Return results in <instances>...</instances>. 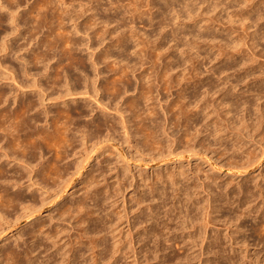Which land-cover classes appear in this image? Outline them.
Wrapping results in <instances>:
<instances>
[{"label":"rangeland","instance_id":"obj_1","mask_svg":"<svg viewBox=\"0 0 264 264\" xmlns=\"http://www.w3.org/2000/svg\"><path fill=\"white\" fill-rule=\"evenodd\" d=\"M0 1L3 4L4 3L8 4L7 3L8 0H0ZM15 1L16 0H14V2ZM18 1H19V3H22L23 5L26 4L25 7L22 5L20 7V9L18 10V13L21 15V17L24 18V15H25V18L27 17L26 18L27 20L30 18L28 20V22L30 20H32L31 22H29V26L32 27V24L36 22V25L40 28L39 31L40 30L41 31L39 33L41 35L39 34L38 38L40 36L44 37L45 35L47 37V35L51 32L52 33V34L50 33L51 36L48 35L49 38L46 39V40L51 41V40H53L52 37L58 31H59L58 32L59 34L63 33V34H61L62 36H64V37L66 36L65 38L62 37V38H64V40L67 41L66 44L68 45V47H67V45L64 43L66 45L64 48H66V49L69 48V50H71L73 52H70L69 50L65 49L66 52L64 53L63 57L61 58V59H63V61H61L62 64L60 63V65L62 66V68H64V67L67 68L69 75L73 78V81L71 78L72 84L74 83V84H76L75 86H79L83 82L82 78H80V76H79L80 75L79 74L80 72H78L79 69H80L79 71L83 70L82 71L83 73L84 72L86 74L88 73V75L92 76V77H93V75H95V73H94L95 68H93L94 65L96 66L97 69H99V71L96 69L98 71V73L101 74L100 76L98 75L99 78L97 77L98 79H97V83H96V86L98 88L100 87L99 92H98V96L92 95L90 99H89L90 96L88 97V95L86 97L85 96L75 97L76 101L74 102V105L75 104L76 105L77 104L82 105L83 102L80 101V99H82V98H86L88 100L87 101L88 107L83 108L81 113L84 112V110L87 113H88V111L91 112V110H93L90 114H91V117H94L97 113L96 112L97 107H96L95 101H94V99H96V98L97 99H103L109 103L112 101V103H113L114 100L116 101V99H117V101H118L122 97V101L125 103L126 109L129 108L128 109L129 112H131V110L133 112H135V114H133V113L131 114V116H133L134 119L132 117H130L131 121L134 122V124H133V122H132V124L134 126H136L135 128L138 127L137 129L134 128V130L136 132L138 130V134L141 133L139 135L144 136V137L140 136V137H142L141 139H143V138L147 139L148 138V140H147L148 142H150L152 140L155 141V139L158 138L159 133H157V135H158L157 136L156 132H160L159 131L160 125H162V124H159L158 121L161 123L163 120L162 123H164V119H165L167 121V123H165V125L167 127L171 128L173 130H176L178 128L177 131L179 130V132H180V133L178 132L179 136L181 135L182 130H183L182 132H186V133L190 132L189 134L188 133L187 134L188 135L191 134V136L194 134V132L197 131V134H199L200 131L198 133V130H202L200 135L201 134H203V135L202 136L198 135V137L200 136V138H198L196 135L195 136L200 140L202 137H208L211 142H213V143L215 142L214 144L211 143L213 146L215 144H216L215 146H220L221 149L219 151L218 147H215V146H214L215 147L214 150H213V148L210 149L212 147V145H211L209 147V149H210L209 152H211V150H212L213 153L215 152L214 154L218 155V153H219L218 157L223 159L225 156H223V157L220 156V154L224 155V152H222L221 150H223L222 149V148H224L223 146H227L228 148L230 147L228 142H226L229 140H226L227 138L225 139L224 137H222V138L225 141L222 140L221 138L219 140H217L218 137L214 136V126L212 128L213 124H210L208 120L205 121V119H202L201 116L203 117V116L207 115L208 113L211 114V112L213 111L212 110L213 107H214L213 109H215V111H216V108L218 111L219 108L222 107V110H221V108L219 110L220 111L219 114L224 110L227 111L228 106L226 105V103L223 102V105H222V100L224 98H225V100L227 99L228 101H231L232 96L234 98L236 97L237 99L235 98L234 102H235V100H238V99L240 100V101L238 100V102H244L247 100L246 97H249V100H247L249 102H252V100L257 101L258 97H260L261 101L258 100L257 102L261 103V102H263L262 100H264V88H263V86H264V0H166V2L168 1V3H170V4H168V7H169L168 9L166 6L165 7L163 6L164 5L163 0H161V1L160 0H149L150 2L147 0V2H149V3H146L145 0L144 1L143 0H137V2H136V0H135V2L133 0H131V1L129 0L131 3V6L134 3L133 5H135V7H133V6L127 7L128 4L130 5V3H127L129 1H126V0H122V1L121 0H119V1H117V0H90V1L89 0H81V1L80 0H61V1L60 0H43V1L42 0H39V1L38 0H25L26 2L24 0H21L23 2H21L20 0H18ZM84 1L87 3H85ZM111 1H112V4H111ZM132 1H133V3H132ZM1 2H0V4H1ZM10 2L13 3L12 0H9V3ZM122 2H124V3H122ZM49 3L51 6L49 5ZM80 3L82 5H83V3L86 4V5L85 4L83 5L84 11L82 10L83 6ZM125 3H126V5H125ZM155 3H157V4L155 5ZM158 3H159V5H158ZM27 4H29V5H27ZM91 4H92L93 8L91 7ZM110 4H111V6H110ZM30 5H35L34 7H36V9H37V6H38V8H41V9L43 7H45V8L42 9L41 11H40V9L36 10L37 13L34 12L35 11V9H34L32 12L28 13L29 14V16H28V14H26V13L28 12ZM80 5L82 7H80ZM87 5L89 7H87ZM138 5H140V6H138ZM171 5H172V7H171ZM185 5H187L188 8ZM115 6H117V8H118V12L116 11ZM158 6H159V8H158ZM173 6H174V8H173ZM152 7H154V8H152ZM121 8H123L124 10H122ZM136 8L140 9V10L137 9L139 11L138 13L136 11ZM51 9H52V11H51ZM187 9H189V10H187ZM128 10L132 13H130V12H129L130 14L126 13ZM171 10H173V11H171ZM38 11H39V13H38ZM43 11L46 12V15ZM82 11H83V14H82ZM114 11H116V12L113 13ZM124 11H125V13H124ZM174 11H176V12H174ZM61 12L63 13V15L61 14ZM122 12L125 15H123ZM112 13H113V15L114 14L116 15V13H117L118 16L120 17V20H119V17L117 15L113 16ZM119 13L122 15H119ZM135 13L137 15H135ZM140 14L141 15L144 14V15L141 16ZM7 15H8V12L5 8H4V10H0V16L3 20H5ZM20 15H19V18H21ZM38 15L40 16V20L38 19L39 18ZM75 15H77L78 18ZM68 16L75 17L76 19H78V21L76 20L77 23L78 22H79V24L81 23L80 25H78V28H79L78 33L79 34L77 33V34H74V36H73V33H75V32L72 30V23H69L70 21L68 19ZM111 16L114 17L115 19H113ZM136 16H138V17H136ZM33 17H35L34 18L35 22H34ZM41 17H43V18H41ZM90 17H92V18H90ZM23 18L21 20H23ZM88 18H89V20H88ZM111 18L114 20V22H113V20H111ZM43 19H45V21ZM103 19H104V21H103ZM108 20H110V21L108 22ZM116 20H119V21L116 22ZM47 21L50 23H48ZM61 21H62V23H61L62 25L60 24ZM67 21H69V22H67ZM37 22H39L40 25ZM6 25H7L6 22H4V24L2 23V25H0V38H1L0 39V88L1 89H11V91H12V92L10 91L11 94H13V92H14V94L10 95L12 97L10 98L11 100H9V103H7L8 105L4 104V105L0 106V110L4 109V112L0 111V114L6 113V111H8L9 109H14L20 102V98L15 97L16 94L19 93V90H17L16 85H14L9 79H7L9 77L8 72L5 70V65L3 64L6 60H8V58H10V54H8V51L6 52L7 54L5 53V50H4L5 47L3 44L4 39H2L3 37L6 36L3 34V32H4L3 30L4 29L7 30ZM33 25L35 26V24H33ZM46 25L47 26L51 25V26L47 27ZM86 25H87V27H86ZM106 25L108 28H106ZM4 26H6V27H4ZM55 26H56V28H54ZM57 26L58 27L61 26V27L58 28ZM23 28H25V27L21 28V33L26 35V32L24 31L25 29H23ZM46 28L48 31L46 30ZM174 28L176 30H174ZM69 29H70V31H69ZM65 30L70 32V33L66 32ZM87 30H88V32H87ZM172 31H174V33ZM200 32L204 36L201 35ZM85 33H86V36H85ZM16 35H18V34L10 35V37L7 36L6 39L9 40V39L15 38ZM210 35H212V36H210ZM103 37L106 38V41H105L106 43H103ZM214 37L216 38V41H215V39L212 40V38H214ZM204 38H206V39H204ZM86 39H88V40H86ZM126 39L128 40V43H127ZM203 39L206 41H204ZM220 39H221V41L219 42ZM7 40H5V41H7ZM122 41H123V43L125 42V44H127V45L123 44L126 47H123L120 44ZM210 41H212V42H210ZM225 42L226 43L229 42L231 44V46H233V48L227 46ZM9 43L10 42H8V44ZM32 43L35 44V42H32ZM108 43H110L109 44L110 45L109 46L110 53L103 51L105 49V46ZM72 45H73L74 49L72 48ZM34 46H36V45H34ZM74 46H76V48ZM78 46H80V47H78ZM31 47L32 46H30L29 48H31ZM55 47H56V45H55ZM57 47L60 48L62 46H60V44L59 45L57 44ZM41 49H43V48L41 47ZM41 49H39V52ZM134 50H135V52H134ZM1 51H2V53H1ZM219 51L223 54L219 53ZM137 52H138V54H137ZM106 54H109V55L107 56ZM67 56L69 57V59ZM105 56H106V58L107 57H109V58L106 59ZM28 58H29V56H28ZM30 59H32V58H30ZM32 61L34 62V60H32ZM32 61L30 60V62H32ZM93 63H95V64H93ZM32 64L34 66L37 65V67L34 68V66ZM50 64L54 66L55 61H52ZM242 65H244V66H242ZM31 66H33V68L30 67L32 71H36L39 68L38 63L35 64V62L31 63ZM60 67L59 66L56 67V65L54 66V68H60ZM75 67L77 68V71H76ZM250 67H253V68H250ZM60 69H58V70H60ZM29 76H27L28 80L26 83L27 85L29 84L28 86H30L31 84L33 85V83H34V82H32V81H34L33 77L32 76L29 77ZM134 77L135 78L137 77L139 79L138 84H136ZM257 80H260V82ZM41 82H42V84H45L46 81L43 80ZM41 82H39L38 84H41ZM260 83L263 84L262 87L260 86L261 85ZM244 84L245 85L247 84V85L244 86ZM234 85H236V86L234 87V89H232L230 91L229 89L231 87H233ZM46 86L47 87L49 86L48 83ZM123 86L126 88H123ZM249 86L251 89L248 88ZM251 86H253V87H251ZM254 86H256V88L258 86L259 89L258 88L255 89ZM31 88H33V89H31ZM31 88L25 87L24 90L20 89V92L23 91L24 95L28 94L27 96L30 95L33 97L35 96L34 94H36L38 92V94H36L38 96V97L36 96V100H37L36 106H37V111H38L37 113H40V112L43 113L49 109V111H51V114H53V113L54 114H60V113H62V111L60 110L62 107L60 102L70 100V97H64L63 99H61V97L58 96V94H57L59 92L57 89H52V90L50 89L49 90L50 92L45 91V93H46L45 94L43 91H42L43 93L42 92L40 93L41 90L37 89L36 86H35V88L34 87H31ZM209 88L211 91L209 90ZM260 88H261V90H260ZM41 89H43V88H41ZM124 89L125 90L128 89V91L125 94L122 93ZM35 90H38V91L36 93H34ZM139 90H141V91H139ZM216 90L218 91V93H216L217 92ZM221 90H222V92H221ZM227 90H229L228 93H227ZM207 91H209L208 94H206ZM235 91H238V92H235ZM244 91H247V93ZM138 92H140V94ZM212 92H214V93H212ZM248 92H250V93H248ZM252 92H255L259 96H257L255 93H252ZM31 93H33V94H31ZM118 93H119V95H118ZM120 93L122 94L121 97H120ZM209 93H210V95H209ZM47 94H48V96H47ZM260 94H262V95H260ZM220 95H221V97H220ZM252 95H254V96H252ZM202 96L204 97L205 101L208 100L209 102L208 101H207L208 103L203 102L204 101L203 98H202L203 101L201 102L199 99H201ZM242 96H244V98ZM216 97H218V98H216ZM212 99H214L215 101L214 100L212 101ZM197 101H198V103L196 104ZM210 101L212 103L211 105L209 104ZM216 101H217V103H215ZM39 103H40V105H39ZM218 103L219 104L221 103V104L219 105ZM9 104H10V106H9ZM127 104H130V105H127ZM134 104H136V105H134ZM195 104L197 105V107L195 106ZM199 104L203 105V107L200 106ZM252 104H253V102H252ZM131 105L132 106L134 105L133 106L134 109L131 107ZM193 105L195 107H193ZM216 105H218V106H216ZM237 105H238V103L235 104L234 106H232L233 108L229 107V110H230L229 117L233 116V113L234 114L237 113L234 116L239 118L238 116H240L242 114L241 112L243 110V112L246 114H242V115H246L247 118H250V117L253 118V116L251 115V114H253L252 112H254L253 106H249V104H246L243 108L242 106H240L241 104H239L238 106ZM188 106H190V107H188ZM206 106L207 107L209 106V110L210 109L211 110L209 111ZM226 106H227V108H226ZM239 106H240V108H239ZM246 106L247 107L249 106V107L247 108ZM55 107H56V109H55ZM205 107L207 108L208 113L206 112ZM203 108H205V109H203ZM241 108H242V110H239ZM245 108H247L248 110L250 108L251 112L249 111V113H247L248 110L245 111ZM112 109H110L111 110L110 113L107 111L108 114H110V115L115 114L114 110H112ZM195 109H196V111H195ZM163 110L166 112H164ZM203 110L207 114L205 112L203 113ZM197 111H198V115H196ZM199 111H200V113H199ZM201 111L205 115H201L202 114ZM225 111L222 112L221 114H225L226 113ZM57 112H60V113H57ZM163 112L165 113L164 115H163ZM190 112H192V113H190ZM72 113H73V116L77 115V117H72L69 114L71 119L72 120L75 118L78 119V116H79L78 114H80V113L77 114V111L76 112L72 111L71 115H72ZM182 113L184 114V116L182 115ZM180 114L182 115L181 118H179ZM190 114L191 115L193 114V115L191 116ZM134 115H135V117H134ZM165 115H167V116L165 117ZM185 115L186 116L188 115L187 118H190L189 116H191V119L195 116L194 120H192L186 124V122H184V120H183L186 117ZM41 116H42V118H40ZM41 116L39 117L40 120H42L43 122L46 120L47 123L49 122V117L46 118L44 116V113H43V115L41 114ZM43 116L46 119H44ZM64 116H65V114H64ZM88 116L85 119H84V117L80 118L81 117L80 116L77 121H79V122L82 121L81 123L83 124L84 121H89L90 116L89 117ZM145 116L147 117V119ZM197 116L200 117L203 121L200 118H198ZM221 116H223V115H221ZM96 118H98L97 115L94 117V119H96ZM141 118H144V120L142 119L144 122L143 121L141 122ZM195 118H198L197 120L200 119L201 122H199L200 120L195 121ZM145 119L147 120L146 122H145ZM169 119L171 122L168 121ZM149 120H150V122L152 120V122L150 123ZM154 120L157 123L154 122ZM182 121H183V123H181ZM39 122H40V123H38L39 127L44 126L45 122L44 123L43 122L41 123V121H39ZM69 122H70V127H71V125L73 127L74 122L71 120ZM135 122L137 124L138 123L144 124L142 126L143 129L141 128L140 124H138L140 126V128H139V126L136 125ZM169 122H170V124H168ZM192 122L194 123V127L197 124L195 122H198V124L196 126L197 128L193 127ZM145 123H147V124H145ZM155 123H156V126H155ZM180 123L182 124V127H181ZM184 123L186 124L187 128L184 127L185 126ZM148 124H149V126H148ZM189 124H192V125H189ZM110 125H115V124H113L111 122ZM199 125H202V126H199ZM146 126H147V130H146ZM203 126L206 129L202 128ZM149 127H151V128H149ZM153 127H155V128L158 127L159 129L157 128L158 130L156 129V131H155V129ZM188 128L190 131L188 130ZM192 128H194V129H192ZM139 129L144 131V132L146 131V134H147V132H149V133H152V135H153V133L155 132L153 136L151 135V137L153 139L150 140L151 139V137L149 136L150 134L149 135L147 134L145 136V134H142L144 132H141ZM184 129H187V130H184ZM191 130H193V131L191 132ZM206 130L208 133H206ZM203 131H204V133H203ZM209 132H210V134H209ZM204 134H206L208 136H206ZM64 135H63V138H64ZM71 136H72V138L70 136L68 137V139H72V142H71V140H69V143H68V146H70V147L68 148V146H67V151L69 149V151H68L69 154H67L68 153L67 152V153H65V156L63 155L64 157H62V156H59L58 158L54 157V154H56L57 151H60V147H62V145L60 147H58L57 149H59V150H57L56 153L52 152L53 149L56 148L53 143L57 141V137L55 139L56 141H54L53 143L50 142L51 147H52V145H54L52 149H51V147H49L51 149V152H49L48 150H45V152L48 151V154L44 153L45 155H47L45 157H51L53 159V161L56 163V165H53L52 163H54V162L52 161L50 164L53 167H51V165H50L49 169L51 168V170H52L54 167L57 166V168H59V170L56 168L57 170L53 169L52 171L53 172L60 171L61 173L63 172L65 174L64 179L61 181V183L60 182L54 183V182H52L53 180L49 181L48 178H44L45 180L43 181V179L41 178L40 180H42V181L39 180V184L31 187L30 185H31L32 181L35 180V178H33L35 175H34V173H31V171L29 170L30 167L27 168L28 166H26L24 163H22L20 161L18 162L17 159H16L17 160L16 161L12 157L11 158L9 157L10 159L4 157L6 152L9 156H11L10 150L5 151V153H4L5 149H2V151H0V153L2 154L1 157H3L2 159L0 157V160H1L0 163H2L3 166H5L7 170H9L10 173H7V175L9 174L8 176L13 174V172H16V170L18 171L19 169H20V173L22 172L21 173L22 179L20 180V182L18 181L19 183H21L20 186L18 185V183H16V186L12 185L11 182L6 183V184L4 183L2 185H4L8 190H10L9 191L10 193H15V192L21 193V194L24 193L23 196H25L26 200L31 201L32 204H33V202H35L34 203L35 206H33L34 208L30 207L33 209H30V208L28 209L26 207L27 204H23V203L18 204L19 206L18 205L17 206L16 205L6 206L5 204L4 205L6 207L0 206V264H10V262L8 260H5V258H4L5 257V250L6 249L9 250L10 248L12 250L15 249L13 251L23 255V258L21 257L20 254H19L20 257L17 258L18 261H21V262H19L21 264L22 263L28 264V262L25 261L27 257H24V254L21 253L20 251L25 252V250H28L29 248H30L29 250H32V251L34 250L33 255H31V256L29 255V257L34 258V261L37 259L36 260L37 263H36V261L34 263L32 261V264H43L44 261H46L45 264H48V263L49 264H55V261H56V264H65V260H63V259L60 260V257L61 256L64 257V254H66L67 259L69 257L72 259L71 260L69 258L71 261L70 264H75V261H76V263L78 262L79 264H264V231L263 230H262L263 232L260 231L261 228L258 227L259 222L264 221V217H262V215H261V211H262L263 206H264V201L262 202L261 199L258 198V196H256L258 194L256 193L257 190L254 188L255 184H258L260 186V185H263L264 182L260 181V178L257 177L258 171L252 173L254 176L251 174L250 176L247 177L248 179L246 178V180H244V181H240V179H238L234 182V180H231L233 182L231 183V186H230L229 185L230 179L228 180V178L226 176H224V174L220 175V177L215 174L216 175V177H215L214 172H211L212 170H210L211 167L208 164H206L207 162H205L204 160H202V162L204 161L205 164H204V162L202 163L201 160L198 161L195 159L190 160L189 163H187V161H185V162H183L182 168L178 167V166H177V168H175V164L174 165L169 164L168 166H163L162 162L159 164L150 162L147 159V157H143V155L140 154L139 153L140 151L138 150V146H141V145L144 146L145 144H148V142L144 139H143V144L145 142L144 145L141 144L142 140L140 141L141 145L137 142H134L133 140H130L129 143H127L126 141L124 142L122 140L123 136H122V131H120V129H118V131H116V132H113L112 134L106 133L104 131V132H102L101 135H97V136H86L81 132L74 131L71 133ZM177 137H178V135H177ZM58 138L61 141L62 138L60 136H58ZM65 139L67 140V138H65ZM182 139H183V136H182ZM202 139H206V138H202ZM214 139H216V140H214ZM183 140H185V139H183ZM183 140H181V141L183 142ZM209 140L207 139V141H209ZM223 141L225 142L224 145H223V143H224ZM182 142L180 144H182ZM216 142L218 143V145ZM219 142L220 143L222 142V144H220ZM70 143H71V145H70ZM134 144H138L137 148L135 147L136 145L134 146ZM216 148H217V151H215ZM54 151H55V149H54ZM212 152L210 153V155L212 154ZM49 153H51V154H49ZM210 155L208 154V157H210ZM217 155H213V157L215 158ZM180 157L183 158L181 160L186 159V156H180ZM202 157L205 158L204 156H202ZM218 157H216V158H218ZM175 158L178 159L177 157H175ZM62 159H64L62 162L59 161ZM57 160L59 162H57ZM40 161L37 160L36 162H40ZM64 163L66 165H64ZM33 164L35 166L37 163L33 162ZM57 164L59 165V167ZM187 164H189V165H187ZM61 167H62L63 171L60 170ZM64 167H66L67 170ZM35 168H37V167H34V169ZM174 168L179 173L175 172ZM13 169H15V170L13 171ZM10 170H12L13 172ZM49 172H50V170H49ZM53 172H52V174H54ZM121 172H122V174L124 172L125 175L124 174L123 175L125 177H123ZM167 172L168 173L172 172V173H174V175H176V173L179 174L178 176H176L177 178L182 177V179L181 178L178 179L179 184L181 183L180 181H182L183 185H184L183 182H185V185L184 186L182 185L183 187L180 184L181 190L183 189L184 191L182 190L183 191L182 192L180 190L182 193H179V194L181 195V197L184 195L183 196L184 199H187L186 203L188 202V199H189L190 203L188 202L187 205L189 204L188 206L190 207V208L188 207V211H191V212H189L190 215L193 214L192 216H194V217L196 215L197 219L200 218L201 221L207 222L206 224L204 223V225H205L204 228L206 229L205 230V234H206L205 236H204L203 229H202V231L200 230L201 232L200 231L196 232L194 229H191V228L189 229L188 227H186V228L185 227L184 228L183 227H180V228L177 227V226H183V225H181L179 220H177L179 218L177 217V215H175L176 214L175 210H173L174 209L173 208L174 207V205H173L174 200H173V194H172L173 191H170V194H169L168 190H171V189L167 188V187H169L167 184L164 185L162 181L161 182L158 181L157 186L160 190L156 186V189L159 190V191H156V194L160 195L162 193L161 198H163V194H164V199L163 200L160 199V201L162 200L161 202H163L162 205L164 206V201H165V203L167 204L168 207H170V205L172 206V208L166 207V209H165V206H164V208L162 206H159V204H161V202H159V200H157L158 198L155 201L156 197H154V198L152 197L153 194H155V193L151 194V191L149 192L148 187L143 186L142 183H144V185H145V182H146L145 180H147V178H148L149 183L147 182L146 186H148V184L150 186L151 185L150 183H152L153 180H156L154 177L157 178V176H158V178H160L159 177L160 173H161L160 175H163V174L166 175L165 173H167ZM102 173H103V178H100V177H102ZM116 173H118V175H116ZM183 173H184V176L183 175L181 176V174H183ZM38 174L39 173H37L36 175H38ZM13 175H11V176H13ZM154 175H156V176H154ZM52 176L53 175H51L49 177L52 178ZM121 176H122V178H121ZM217 176L220 179H217L218 178ZM98 177H99V180L96 179ZM150 177H152L154 179H152ZM196 177L201 178V179L196 180ZM256 178H258V179H256ZM120 179H122V180L120 181ZM150 179L152 182L150 181ZM140 180H143L144 182H141ZM248 180L252 182L251 183V184H253L252 186ZM253 181H254V183H253ZM206 182H207V185H206ZM236 182H240V185L246 183V184H244V186L248 185L247 186L248 188H250V189L254 188L253 190H250V191H252V193L254 192L253 194L256 193L254 198H252L253 201H252L251 207H250L251 209H253L252 210L253 213L251 212L252 216L251 217L249 216L250 218L248 217V219L245 220L246 221L245 222L246 228H247V226L251 227V226H254V224L256 225V226H254V228L257 229V231H255V232H253V231L251 232V230L250 231L247 230V232H246L245 228H244V231L234 232V231H236V229H235V226L232 225L233 222L228 221V213H231L229 215L236 213V211L238 210L236 207H234V206H236V203L232 204L233 205L232 207L235 210L230 205L228 206L225 204H223L222 208L218 212L213 213L212 210L210 209V199H211V197L213 198L215 193L219 191V188H217L215 186H217L219 183L218 186H220V187L223 186V191H222L223 193L226 192L228 194L230 192L232 194V191L238 192V188L240 187V185H236ZM186 183H187V185H186ZM215 183H216V185H215ZM8 184H9V186H7ZM159 184H161V185H159ZM249 184L252 188L249 186ZM130 185H132V186H130ZM141 185H142V187H145V188H142V187L136 188L137 186H141ZM194 185H195V187H194ZM210 185H212L213 188H210ZM213 185H215V186H213ZM163 186L167 190H165ZM185 186H186V188H185ZM229 186H230V188H229ZM146 188H147V191L145 190ZM161 188L164 189L166 195ZM184 188L186 189V191ZM224 188H226V190ZM93 190L97 191V193H99V195L95 194V192ZM144 190L146 191V193L144 192ZM203 190L207 191V192H204ZM12 191H14V192H12ZM99 191H101V192H99ZM136 191L138 193L140 192L138 194L139 197L136 195L137 194ZM142 192H143V194H142ZM148 192H149V194H147ZM159 192H160V194H159ZM185 192H188L186 194H187V197L189 194V198H185L186 197ZM211 192H214V194H212ZM91 193H93V194H91ZM123 193H124V195H123ZM131 193H132V195H131ZM144 194H145V196H144ZM231 194H230V196H232ZM91 195L93 196V198H91L92 197ZM96 195L98 196V198L96 197ZM147 195H152V196L151 197L149 196V198H148ZM31 196L35 197L34 201H33V198H31ZM190 196H192V197H190ZM27 198H29V199H27ZM99 198H101V199L99 200ZM168 198L170 201L169 203L166 202V200L168 201ZM170 198H172V200ZM143 199H144V201H142ZM149 199H151V200H149ZM152 199H154V202H152V204H151V201H153ZM254 199H256V200H254ZM122 200L124 203L122 202ZM231 200H232V202H235L236 198L234 197L233 199H230V202H231ZM191 201H193L194 203H192ZM97 202H98V204L96 205ZM148 202L150 203V205ZM171 202H172V204H171ZM76 203H78V204L80 203L81 206L83 205L82 207L79 205L80 209L83 208V210L81 209V212H79V214L85 215L84 217L80 215L82 218L86 219V216H87L88 219L89 218L95 219L96 214H94V213H96V212H93V210L94 211L97 210L98 214L96 215L97 218L95 220L98 221V219H100L98 222L95 221L97 223L91 222L92 226H95V227L90 226L91 225L90 222L87 223L88 225L90 224L89 225L90 228H86V227H89L86 224H84V226H85L84 227L83 224H82V226H80L79 223H77L78 227L79 226L81 228L83 227L82 229H83L84 233L86 231V235L82 234L83 233L82 229L81 228L79 229L77 227V225L75 224L74 216H76L77 214L74 215L73 213H75L74 210L76 211ZM123 204H126V205H123ZM137 204H138V208H137ZM139 204H141V205H139ZM206 204H208L209 206ZM7 205H9V203ZM95 205H96V208H95ZM152 205L153 206L156 205V206L153 207ZM192 205H193V207H192ZM252 205H254V206H252ZM72 206H74V208ZM149 206L150 207L152 206L153 208L151 209ZM196 206H201L203 208V210H201L202 209L201 207H199V208H201L200 211H202V212H200L198 210V207H196ZM226 206H228V208L230 207L229 209H231V210H229ZM10 207H12V208H10ZM25 207H26V209H25ZM141 207H142V209H140ZM145 207L148 208V210ZM191 207L193 208V211H192ZM70 208L72 211L70 210ZM97 208L99 209L100 212L98 211ZM136 208H137V211L135 210ZM204 208H206V209H204ZM208 208L210 211L208 210ZM102 209H103V211H102ZM145 209H146V212L145 211L141 212ZM150 209H151V213L149 211ZM154 209H155V211H154ZM165 210H166V212H165ZM259 210H260V213H259ZM123 211H126V212H123ZM157 211H161V212L165 213L164 215H166L168 212H170L171 214H173V213L174 214L172 216H170L171 214L168 213L169 216L172 217L170 220V218L167 217L168 214L166 215V217L168 218L167 219L166 217H164L163 214H159V212H157ZM203 211L206 213V215L204 214ZM222 211H224V212H222ZM87 212L88 213L90 212V214L86 215ZM92 212H93V217H91ZM129 212L131 213V215L129 214ZM132 212H134V214H132ZM208 212H210L209 217L207 216ZM148 213H150L149 214L150 216L148 215ZM199 213L203 216H201ZM124 214L130 215L131 217L125 216ZM135 214H136V216H135ZM137 214L144 216L143 218L140 216L142 220L140 219V217ZM146 214H147V216H146ZM154 214H157V215L159 214L158 216L162 215V217L161 216L158 217L157 215H154ZM204 215H205V217H204ZM153 216L155 218H153ZM206 216H207V219L210 220L209 222L206 221ZM101 217L106 218L107 220L103 219V221L101 223L100 222ZM123 217L124 218L127 217V218L124 219ZM135 217H137V218H135ZM119 218L122 220L120 221ZM156 218L158 220H160L161 222L160 221L158 222ZM161 218H163L165 221L161 220ZM254 218H256V219H254ZM131 219L134 220L132 223H131V221H132ZM147 219H148V222H150L148 224H146ZM150 219L153 222H155L156 224L154 223L152 225L153 222L150 221ZM155 219H156V221H155ZM176 220L178 223L175 222ZM104 221L105 222L108 221V224H107V222L105 223ZM125 221L126 222L129 221V223H131V226L128 227V224L126 223L127 224L126 225ZM140 221H141V224L144 226L140 225V223H139ZM103 222L105 224H103ZM164 223H167V225H163ZM168 223L172 224V226H173V223H175L174 227H172ZM210 223H212V224H210ZM257 223H258V225H257ZM97 224L100 225V227ZM105 225L106 226L109 225L108 226L109 228L107 227L108 228L107 229ZM112 225H113V227H112ZM136 225H139L140 227L142 226L141 227L142 230L144 229V227H146L147 230L146 231H144V230L140 231L141 228L139 229V226H136ZM149 225H150V227L152 226L151 228L154 231V233L149 229ZM157 225H159V226H157ZM161 225H163L167 228H169L168 225H170L171 227L168 230H166V228L162 227ZM209 225H210V227H209ZM260 225H261V223H260ZM76 227H77V229H76ZM96 227H97V229H99V234L102 233L103 236L102 235L98 236L99 234L97 232L98 230L96 229ZM103 227H105V228H103ZM117 227H119V228H117ZM94 228L97 231H95ZM100 228L103 230V232H100V231H102ZM116 228L121 230V233L119 232L120 234H118V230ZM128 228H129L130 232L133 233V234H131L129 232V234H128L129 236L127 235ZM132 228H135V230L134 229L132 230ZM172 228H175L176 230L175 229H173V231L170 230ZM87 229L88 230L89 229L94 230V231L91 230L94 233L89 232V231L87 232ZM104 229H107V230L104 231ZM247 229H250V228H247ZM39 230L44 232L46 235L48 232L49 236H51V238L49 239L51 241H49V240L47 241L48 238H46L44 235L43 236L39 235V237H41V239L39 237H37L36 239H38L39 242H36L37 241L36 239L33 238V240H32L30 238V236H29L30 233H29V235H27L28 234L27 232H31V231L35 232V231H39ZM110 230H111V233H110ZM148 230L151 232L147 233ZM169 230L172 232L170 233ZM174 230L178 231V232H175ZM210 231H211V234H213L212 238H211V236L208 235V234H210ZM180 232H183V233H180ZM80 233H81V237L83 235L82 240H80L81 239ZM88 233L93 234L92 236L94 239L91 237L93 240L101 239V237L102 238L104 237L105 238L104 241L106 243L105 242H103V243L106 244V247H108L112 242V240L110 239L111 234L120 235V236H118V238H122L121 239L122 240V242H121L122 248H121L119 254L116 255V258H115V256H114L115 259L113 258L111 260H109V259L105 260L102 258V256H103V254H101V253H103L102 248L104 247L103 245H105V244H103L102 247L100 244L98 246L99 249L98 248H96L95 250H93L92 248L88 249L87 247H89V246L86 243H84L85 241H87L86 236L88 237V235H89ZM144 233H146L147 235ZM155 233L157 236L154 235ZM157 233L158 234L160 233L162 236L164 234L165 235L167 234L166 237H164V236L162 237V240L163 239H165V241L169 240V242L166 241L168 243L164 244L165 241L163 240L164 241L163 242L161 240V238H160L161 236H159V238H156V237H158ZM169 233L171 234V236L173 233V236L170 237ZM130 234H131V238H129ZM143 234H144V236H143L144 239L146 238L145 236H147V238L145 240L143 239V237L142 238L140 237ZM149 234H150V236H151V234H153L154 239L156 238L154 241H156L157 239H160V240L156 241V243H155L151 237L148 238ZM191 234H193V235H191ZM96 235L98 237H95ZM126 235L128 237H126ZM175 235H176V237L173 238ZM179 235H180V239H179V237H177ZM186 236H187V238H186ZM225 236H227V237H225ZM232 236H234V238L235 237H241V238L244 237L246 239V242L244 244H235L234 243L235 244V246H234V244L232 243V241L230 239V237H232ZM57 237H58V239H57ZM125 237L127 239H130V240L125 241L126 240ZM198 237L200 239L204 237V244H202L203 247L201 246L202 249L200 248L201 243H199V241L200 242H202V241L200 239H198ZM219 237H221V238H219ZM28 238H30V240ZM91 238L89 237L88 240ZM184 238H185V240L188 239V240H186V242L187 241H189V242L188 243L184 242L185 245H182L181 242L185 241ZM213 238H214V241L215 240H217V241H215V242L212 241ZM216 238H218L219 240L221 239L220 244H219L220 241ZM59 239H61V240H59ZM174 239L177 241V243ZM232 239H233V237H232ZM41 240L43 243L42 242L40 243ZM75 241L78 245L75 243ZM78 241L79 242L81 241V242L79 243ZM140 241H141V243H139ZM190 241L194 242L195 244L192 243L190 245ZM100 242H101V240H100ZM136 242H137V244H135ZM147 242L149 243V245L152 243L151 244L152 248L149 246V248H150L149 250L147 249V247H148ZM212 242H214V244ZM216 242H218V243H216ZM53 243H54V245H53ZM157 243H158V245H157ZM36 244L37 245L39 244L38 245L39 249L35 248ZM40 244H41V246H40ZM132 244H134V245H132ZM153 244L155 245L154 248H156V249H153ZM177 244H178V246H176ZM230 244L232 247L230 246ZM44 245H46V248ZM50 245L51 246L53 245L54 248L52 246V248L50 249L49 248V247H51ZM123 245H124V247H123ZM130 245H132V246H130ZM168 245L170 247H172V248L169 247L171 251L168 249V247H167ZM210 245L211 246L215 245L216 247L214 246V248H216V249H213V246L211 247ZM83 246L85 247V249ZM134 246H135V248H134ZM205 246H207V247H205ZM33 247L36 249V251ZM78 247H80V248L78 249ZM141 247H144V248L141 249ZM158 247H160V248H158ZM43 248H45V250H46L45 253H43L45 251ZM47 248H48V250H47ZM109 248H110V246L106 249L109 250ZM145 248L147 249V251H149L148 254H147V251L145 250ZM54 249H55V251H54ZM106 249H105V251H106ZM132 249L133 250L136 249L137 252L135 250L133 251ZM8 250H6V251H8ZM56 250H58L59 253L63 252L64 254L62 253L63 254L62 255V254H59L58 252L56 253ZM98 250H100V251H98ZM154 250L155 251L157 250L158 252L161 251V252L158 253V252H155ZM216 250H217V253H215ZM223 250H224V253L222 252ZM97 251L100 252V254L102 256L98 255ZM218 251L221 253H219ZM52 252L56 253L57 254L56 256L60 255V257L59 256L56 257L55 254L53 256ZM92 252H93V254H92ZM121 252L123 254H121ZM133 252H136V253L134 254ZM38 253H40L41 255ZM72 253L74 256L72 255ZM50 254H51V256H50ZM180 254H182V255L180 256ZM80 255H81V257H79ZM145 255L146 256L148 255L149 257L148 256L146 257ZM177 255H179L180 257ZM36 256H38L39 259L35 258ZM92 256L93 257L96 256V257L93 258ZM99 256H100V258H97ZM133 256L134 257L137 256V257L133 258ZM173 256H175V258H176V256L179 257V260H178V258L175 259ZM186 256H188V257H186ZM50 257H52V258L49 259ZM91 257L93 258V260ZM76 258L78 259V261ZM101 258H102V260H101ZM180 258H182V260H180ZM46 259H48L49 262ZM52 259L54 260V262L52 261ZM67 259H66V261H67V263H69ZM94 259L99 260V261H95ZM171 259H172V261H171ZM23 260H24V262H22ZM38 260H39V263H38ZM103 260H105L106 262L103 263L102 262ZM40 262H42V263H40Z\"/></svg>","mask_w":264,"mask_h":264},{"label":"bare ground","instance_id":"obj_2","mask_svg":"<svg viewBox=\"0 0 264 264\" xmlns=\"http://www.w3.org/2000/svg\"><path fill=\"white\" fill-rule=\"evenodd\" d=\"M13 1V3L12 2H10L9 3V0H8V4H3L1 1V6H0V10H4V8L7 10V12H8V15H7V17L5 18V20H3L2 18H1V16H0V25H2V23L4 24V22H6V26H7V30H3L4 32H3V34L4 35H6L5 37H3L2 39H4V47H5V53L8 51V54H10V58H8V60H4L5 62L3 63L4 65H5V70L8 72V78L7 79H9L14 85H16L17 86V90H19V93L18 94H16V96L15 97H19L20 98V102H19V104L14 108V109H9L8 111H6V113H4V114H0V151H2V149H5L4 150V153H5V151H11L10 152V155L11 156H9L8 154H7V152L5 153V156L4 157H6V158H8V159H10L11 157L12 158H14V160H18V162L20 161V162H22V163H24L26 166H28L27 168H29L30 167V171H31V173H34V177L33 178H35V180L34 181H32V183H31V187L32 186H34V185H37V184H39V180L42 178L43 179V181L45 180L44 178H48L49 179V181L51 180H53L52 182H54V183H56V182H60L61 183V181L64 179V176H65V174L62 172H60V171H56V172H53L52 170L53 169H55V170H59V168H57V166L56 167H54L52 170H51V168L49 169V167H50V163L53 161V159L51 158V157H45V156H47V155H45L46 153L48 154V151L49 152H51V149L53 148V146L55 145V147L56 148H54L55 149V151H54V149H53V151L52 152H54V153H56V151L57 150H59V149H57L58 147H60L61 145H62V147H60V151H57V153L56 154H54V157L55 158H58L59 156H62V157H64L65 156V153H67L68 151H69V149H68V151H67V146H68V143H69V140H71V142H72V139H68V137L70 136L71 138H72V136H71V133L72 132H74V131H76V132H81V133H83L84 135H86V136H97V135H101L102 134V132H106V133H110V134H112L113 132H116V131H118V129H120V131H122V136H123V138H122V140L125 142H127V143H129V141L130 140H133L134 142H137V143H139L140 144V141L142 140V142H141V144H143V139L144 140H148V138L146 139V138H143V139H141L142 137H144V136H142V135H139V134H141V133H139L138 134V130H137V132L134 130V128L136 127V126H134L133 124H134V122L133 121H131V118L130 117H132L133 118V116H131V114L133 113V114H135V112H133L131 109L133 108L134 109V105H136V104H134L133 106L131 105V112H129L128 111V109H126V105H125V103L122 101V97H121V93H120V99L117 101V99H116V101L114 100V102L112 103V101L109 103V102H106L105 100H103V99H97L96 97V99H94V101H95V105H96V107H97V113H96V115L98 116V118H96V119H94V117L96 116H94V117H91V112L93 111V110H91V112H89L88 110V113L84 110V112H82L81 113V111L83 110V108H87L88 107V104H87V99L86 98H82V99H80V101H82L83 103H82V105H74V102L76 101V99H75V97H79V96H87L88 95V97H89V99L91 98V96L93 95V96H98V92H99V88L96 86V83H97V79L99 78V76L101 75V74H99L98 73V71H99V69H97L96 68V66L94 65V67L93 68H95L94 69V73H95V75H93V77L92 76H89L88 75V73L86 74L85 72L83 73L82 71H79L78 70V72H80L79 74V76H80V78H82V84L81 85H79V86H75L76 84H72L71 83V76L69 75V73H68V70H67V68H62V66L60 65V63H61V61H63V59H61L62 57H63V55H64V53L66 52L65 51V49L66 48H64L67 44V41L66 40H64V38L66 37H64V36H62L61 34H63V33H61V34H59L58 32L52 37L53 38V40H51V41H49V40H46V39H48L49 37H48V35H50V33L47 35V37H46V35L44 36V37H42V36H40L39 38H38V36H39V32L41 31H39V27L36 25V22H35V17H33V19H34V22L35 23H33V24H35V26L32 24V27L31 26H29V22H31L32 20H30L29 22H28V20L30 19L29 17V19L27 20L26 18H25V15H24V18L23 17H21V15L18 13V10L20 9V7L23 5L22 3H19V1L18 0H16L15 2H14V0H12ZM21 1V0H20ZM25 1V0H24ZM39 1V0H38ZM43 1V0H42ZM61 1V0H60ZM81 1V0H80ZM90 1V0H89ZM88 1V2H89ZM117 1H119V0H117ZM122 1V0H121ZM126 1H129V0H126ZM131 1V0H130ZM130 1L129 2H127V3H130ZM134 2H135V0H133ZM133 1H132V3H133ZM144 1V0H143ZM149 1V0H148ZM161 1V0H160ZM21 2H23V1H21ZM26 2V1H25ZM29 2V1H28ZM49 2V1H48ZM85 2V1H84ZM109 2V1H108ZM125 2V1H124ZM124 2H122V3H124ZM136 2H137V0H136ZM145 2L146 3H149V2H147V0H145ZM144 2V3H145ZM154 2V1H153ZM36 3V2H35ZM41 3V2H40ZM82 3V2H81ZM80 3V4H81ZM85 3H87V2H85ZM85 3H83V5L85 4ZM115 3V2H114ZM113 3V4H114ZM118 3V2H117ZM140 3V2H139ZM163 3H164V7L166 6L167 7V9L169 8L168 7V4H170V3H168V1L166 2V0H163ZM25 4V3H24ZM61 4V3H60ZM66 4V3H65ZM64 4V5H65ZM111 4H112V1H111ZM111 4H110V6H111ZM116 4V3H115ZM134 4V3H133ZM132 4V6L133 7H135V5H133ZM136 4V3H135ZM153 4V3H152ZM157 3H155V5H156ZM161 4V3H160ZM26 5V4H25ZM25 5H23L24 7H25ZM27 5H29V4H27ZM36 5V4H35ZM35 5H30L29 6V10H28V12L26 13V14H28L29 12H32L34 9H35V11L34 12H36V10H38V9H40V11L42 10V9H44L45 7H43L42 9L41 8H38V6H37V9H36V7H34ZM42 5V4H41ZM48 5V4H47ZM49 5H50V3H49ZM82 5V4H81ZM80 5V7H82ZM86 5V4H85ZM109 5V4H108ZM117 5V4H116ZM125 5H126V3H125ZM129 5V4H128ZM127 5V7H130L131 6V3H130V5L128 6ZM151 5V4H150ZM158 5H159V3H158ZM46 6V5H45ZM51 6V5H50ZM66 6V5H65ZM121 6V5H120ZM131 6V7H132ZM138 6H140V5H138ZM147 6V5H146ZM149 6V5H148ZM185 6H187V5H185ZM49 7V6H48ZM53 7V6H52ZM55 7V6H54ZM60 7V6H59ZM87 7H89L88 5H87ZM91 7H92V4H91ZM116 7V11L118 12V8H117V6H115ZM145 7V6H144ZM157 7V6H156ZM171 7H172V5H171ZM56 8V7H55ZM62 8V7H61ZM68 8V7H67ZM83 9V11H84V6L82 7ZM93 8V7H92ZM112 8V7H111ZM152 8H154V7H152ZM158 8H159V6H158ZM163 8V7H162ZM173 8H174V6H173ZM172 8V9H173ZM186 8V7H185ZM187 8H188V6H187ZM63 9V8H62ZM87 9V8H86ZM89 9V8H88ZM114 9V8H113ZM112 9V10H113ZM122 10H124L123 8H121ZM128 9V8H127ZM137 9H139V8H136V11H137V13L139 12ZM165 9V8H164ZM65 10V9H64ZM104 10V9H103ZM140 10V9H139ZM166 10V9H165ZM187 10H189V9H187ZM51 11H52V9H51ZM55 11V10H54ZM83 11H82V14H83ZM86 11V10H85ZM116 11H114L113 13H115ZM171 11H173V10H171ZM23 12V11H22ZM44 12V11H43ZM49 12V11H48ZM59 12V11H58ZM65 12V11H64ZM71 12V11H70ZM69 12V13H70ZM89 12V11H88ZM120 12V11H119ZM130 11L128 10L126 13H129ZM174 12H176V11H174ZM173 12V13H174ZM180 12V11H179ZM37 13V12H36ZM38 13H39V11H38ZM45 13V15H46V12H44ZM50 13V12H49ZM67 13V12H66ZM113 13H112V15H113ZM124 13H125V11H124ZM123 12H122V14L123 15H125ZM130 13H132V12H130ZM129 13V14H130ZM145 13V12H144ZM23 14V13H22ZM34 14V13H33ZM61 14L63 15V13L61 12ZM81 14V13H80ZM85 14V13H84ZM122 14H120L119 13V15H122ZM172 14V13H171ZM170 14V15H171ZM180 14V13H179ZM19 15H20V17L21 18H19ZM42 15V14H41ZM44 15V16H45ZM55 15V14H54ZM60 15V14H59ZM66 15V14H65ZM71 15V14H70ZM73 15V14H72ZM93 15V14H92ZM115 15V14H114ZM113 15V16H114ZM116 15L118 16V14L116 13ZM115 15V16H116ZM133 15V14H132ZM135 15H137L136 13H135ZM141 15V14H140ZM139 15V16H140ZM142 15H144V14H142ZM141 15V16H142ZM28 16H29V14H28ZM39 16V15H38ZM43 16V17H44ZM52 16V15H51ZM57 16V15H56ZM76 17H77V15H75ZM79 16V15H78ZM90 16V15H89ZM108 16V15H107ZM179 16V15H178ZM37 17V16H36ZM43 17H41V18H43ZM58 17V16H57ZM112 17V16H111ZM119 17V16H118ZM131 17V16H130ZM136 17H138V16H136ZM173 17V16H172ZM171 17V18H172ZM177 17V16H176ZM23 18V20H21ZM45 18V17H44ZM50 18V17H49ZM78 18V17H77ZM90 18H92V17H90ZM95 18V17H94ZM113 19H115L114 17H112ZM111 18V20H113ZM117 18V17H116ZM39 20H40V16H39V18H38ZM37 19V20H38ZM48 19V18H47ZM59 19V18H58ZM63 19V18H62ZM68 19H69V21H67V22H69V23H72V30L75 32V33H73V36H74V34H77L78 33V31H79V28H78V25H80L79 24V22L77 23V21H78V19H76L75 17H73V16H68ZM86 19V18H85ZM133 19V18H132ZM174 19V18H173ZM36 20V21H37ZM44 21H45V19H43ZM52 20V19H51ZM57 20V19H56ZM77 20V21H76ZM88 20H89V18H88ZM98 20V19H97ZM107 20V19H106ZM119 20H120V17H119ZM119 20H116V22L117 21H119ZM123 20V19H122ZM55 21V20H54ZM63 21V20H62ZM62 21L60 22V24L62 23ZM103 21H104V19H103ZM110 20H108V22H109ZM132 21V20H131ZM172 21V20H171ZM48 22V21H47ZM57 22V21H56ZM107 22V23H108ZM113 22H114V20H113ZM133 22V21H132ZM38 24H39V22H37ZM48 23H50V22H48ZM47 23V24H48ZM55 23V22H54ZM65 23V22H64ZM87 23V22H86ZM104 23V22H103ZM131 23V22H130ZM53 24V23H52ZM133 24V23H132ZM40 25V24H39ZM55 25V24H54ZM58 25V24H57ZM62 25V24H61ZM64 25V24H63ZM6 26H4V27H6ZM47 26V25H46ZM48 26H51V25H48ZM47 26V27H48ZM53 26V25H52ZM59 26V25H58ZM57 26V27H58ZM70 26V25H69ZM68 26V27H69ZM104 26V25H103ZM22 27H25V28H23V29H25L24 31L26 32V35L25 34H22L21 33V28ZM61 27V26H60ZM60 27H58V28H60ZM86 27H87V25H86ZM54 28H56V26L54 27ZM106 28H108L107 27V25H106ZM211 28V27H210ZM51 29V28H50ZM71 29V28H70ZM70 29H69V31H70ZM89 29V28H88ZM172 29V28H171ZM46 30H47V28H46ZM85 30V29H84ZM105 30V29H104ZM113 30V29H112ZM174 30H176L175 28H174ZM225 30V29H224ZM34 31V32H33ZM48 31V30H47ZM50 31V30H49ZM55 31V30H54ZM61 31V30H60ZM66 31V30H65ZM72 31V32H73ZM110 31V30H109ZM114 31V30H113ZM24 32V33H25ZM53 32V31H52ZM62 32V31H61ZM66 32H68V31H66ZM82 32V31H81ZM84 32V31H83ZM87 32H88V30H87ZM173 33H174V31H172ZM54 33V32H53ZM65 33V32H64ZM68 33H70V32H68ZM105 33V32H104ZM107 33V32H106ZM14 34H18V35H16L15 36V38H12V39H9V40H7L6 38H7V36H9L10 37V35H14ZM47 34V33H46ZM52 34V33H51ZM67 34V33H66ZM79 34V33H78ZM112 34V33H111ZM199 34V33H198ZM200 34H201V32H200ZM199 34V35H200ZM41 35V34H40ZM69 35V34H68ZM174 35V34H173ZM201 35H203V34H201ZM200 35V36H201ZM213 35V34H212ZM212 35H210V36H212ZM51 36V35H50ZM76 36V35H75ZM85 36H86V33H85ZM104 36V35H103ZM204 36V35H203ZM207 36V35H206ZM209 36V35H208ZM214 36V35H213ZM216 36V35H215ZM62 37H64V38H62ZM70 37V36H69ZM199 37V36H198ZM197 37V38H198ZM73 38V37H72ZM86 38V37H85ZM88 38V37H87ZM127 38V37H126ZM201 38V37H200ZM209 38V37H208ZM1 39V38H0ZM18 39V40H17ZM51 39V38H50ZM202 39V38H201ZM204 39H206V38H204ZM203 39V40H204ZM213 39H215V41H216V38L214 37V38H212V40ZM5 40H7V41H5ZM68 40V39H67ZM86 40H88V39H86ZM127 40V39H126ZM226 40V39H225ZM240 40V39H239ZM2 41V40H1ZM22 43H21V42ZM106 41V38L105 37H103V43H106L105 42ZM124 41V40H123ZM123 41L120 43L123 47H126V46H124V45H127V44H125V42L123 43ZM204 41H206V40H204ZM221 41V39L219 40V42ZM8 42H10L9 44H8ZM20 42V43H19ZM32 42H35V44H33ZM70 42V41H69ZM72 42V41H71ZM210 42H212V41H210ZM214 42V41H213ZM66 45H65V44ZM127 43H128V40H127ZM226 43V42H225ZM57 44L59 45L60 44V46H62V47H60V48H58L57 47ZM72 44V43H71ZM70 44V45H71ZM110 43H108L106 46H105V49L103 50V51H105V52H109L110 53V51H109V45ZM124 44V45H123ZM34 45H36V46H34ZM55 45H56V47H55ZM80 45V44H79ZM139 45V44H138ZM226 45L227 46H229V47H232L233 48V46H231V44L229 43V42H227L226 43ZM30 46H32L31 48H29ZM83 46V45H82ZM2 47V46H1ZM41 47L43 48V49H41ZM67 47H68V45H67ZM75 48H76V46H74ZM78 47H80V46H78ZM72 48H73V45H72ZM39 49H41L40 50V52H39ZM74 49V48H73ZM126 49V48H125ZM138 49V48H137ZM66 50H69V48L68 49H66ZM121 50V49H120ZM136 50V49H135ZM135 50H134V52H135ZM70 52H73V51H71V50H69ZM68 51V52H69ZM123 51V50H122ZM125 51V50H124ZM140 51V50H139ZM142 52V51H141ZM1 53H2V51H1ZM219 53H221L220 51H219ZM7 54V53H6ZM104 54V53H103ZM120 54V53H119ZM137 54H138V52H137ZM141 54V53H140ZM139 54V55H140ZM221 54H223V53H221ZM29 56V58H28V56ZM107 56L109 55V54H106ZM121 55V54H120ZM253 55V54H252ZM93 56V55H92ZM145 56V55H144ZM9 57V56H8ZM68 57V56H67ZM90 57V56H89ZM254 57V56H253ZM30 58H32V59H30ZM71 58V57H70ZM105 58H106V56H105ZM109 57H107L106 59H108ZM32 61V60H34V62H35V64L36 63H38V66H39V68H38V70H36V71H32L31 70V68H33V66H31V63H34L33 61L32 62H30V60ZM68 59H69V57H68ZM91 59V58H90ZM52 61H55V64H54V66L56 65V67L57 66H61L60 68H54V66L53 65H51L50 63L52 62ZM91 61V60H90ZM76 62V61H75ZM74 63V62H73ZM80 63V62H79ZM91 63V62H90ZM62 64V63H61ZM93 64H95V63H93ZM246 64V63H245ZM99 65V64H98ZM97 65V66H98ZM70 66V65H69ZM74 66V65H73ZM242 66H244V65H242ZM31 67V68H30ZM35 67H37V65L36 66H34V68ZM72 67V66H71ZM79 68V67H78ZM250 68H253V67H250ZM58 69H60V70H58ZM69 69V68H68ZM72 69V68H71ZM75 69H76V71H77V68L75 67ZM98 71H97V70ZM4 70V71H5ZM32 71V72H31ZM245 71V70H244ZM92 72V73H93ZM103 73V72H102ZM254 73V72H253ZM252 73V74H253ZM32 76L33 77V79H34V81H32V82H34L33 83V85L31 84L30 86H28L26 83H27V76ZM76 75V74H75ZM99 75V76H98ZM261 75V74H260ZM29 76V77H30ZM259 76V75H258ZM98 77V78H97ZM40 78V79H39ZM78 78V77H77ZM256 78V77H255ZM6 79V80H7ZM76 79V78H75ZM258 79V78H257ZM260 79V78H259ZM5 80V81H6ZM40 80V81H39ZM46 81L45 82V84H42V82L41 81ZM134 80H135V82H136V84H138L139 83V79L136 77H134ZM254 80V79H253ZM41 82V84H38L39 82ZM72 81H73V78H72ZM257 81H259L260 82V80H257ZM258 82V83H259ZM11 83V84H12ZM30 83V82H29ZM47 83H48V85L50 86H46L47 85ZM254 83V82H253ZM256 83V82H255ZM209 84V83H208ZM261 85V87H262V83H260ZM9 85V84H8ZM233 85V84H232ZM247 85V84H246ZM245 84H244V86H246ZM251 85V84H250ZM259 85V84H258ZM35 86H36V88L37 89H39V90H41L40 91V93L43 91L44 93H45V91H49L50 89L52 90V89H57L59 92L57 93L58 94V96H60L61 97V99H63L64 97H70V100L69 101H61L60 102V104L62 105V107H61V111H62V113H60V112H57V113H60V114H54L53 112V114H51V111H49V109L47 110V111H45V112H43L44 113V116L47 118V117H49V122L47 123L46 122V120L44 121L45 122V124H44V126H42V127H39L38 126V123H40L39 121H41V123L43 122L42 120H40V118H42V116H41V114L43 115V113L42 112H40V113H37L38 111H37V100H36V94H38V90H35V92L34 93H36V94H34L35 96L33 97V96H27L28 94H23L24 92L23 91H21L20 92V89L21 90H24V88L25 87H34L35 88ZM116 86V85H115ZM142 86V85H141ZM236 85H234L233 87H231L229 90L231 91L232 89H234V87H235ZM15 87V86H14ZM251 87H253V86H251ZM255 87V89H257L258 88V86H257V88H256V86H254ZM9 88V87H8ZM41 88H43V89H41ZM123 88H126V87H124L123 86ZM141 88V87H140ZM208 88V87H207ZM248 88H250V86L248 87ZM263 88H264V86H263ZM262 88V89H263ZM14 89V88H13ZM16 89V88H15ZM31 89H33V88H31ZM143 89V88H142ZM141 89V90H142ZM212 89V88H211ZM228 89V88H227ZM251 89V88H250ZM259 89V88H258ZM141 90H139V91H141ZM208 90V89H207ZM209 90H210V88H209ZM224 90V89H223ZM229 90H227V93H228V91ZM260 90H261V88H260ZM11 89H1L0 88V106L1 105H4V104H7V103H9V100H11L10 98L12 97V96H10V95H13L14 94V92H13V94H11ZM128 91V89H124L123 90V92L122 93H126ZM138 91V90H137ZM211 91V90H210ZM217 91V90H216ZM215 91V92H216ZM225 91V90H224ZM263 91V90H262ZM42 92V93H43ZM50 92V91H49ZM208 92L209 91H207V93L206 94H208ZM221 92H222V90H221ZM226 92V91H225ZM235 92H238V91H235ZM244 92H246L247 93V91H244ZM259 92V91H258ZM257 92V93H258ZM139 94H140V92H138ZM212 93H214V92H212ZM216 93H218V91L216 92ZM230 93V92H229ZM248 93H250V92H248ZM252 93H255V92H252ZM31 94H33V93H31ZM46 94V93H45ZM142 94V93H141ZM205 94V93H204ZM256 94V93H255ZM254 94V95H255ZM259 94V93H258ZM50 95V94H49ZM118 95H119V93H118ZM209 95H210V93H209ZM254 95H252V96H254ZM257 95V94H256ZM260 95H262V94H260ZM41 96V95H40ZM47 96H48V94H47ZM208 96V95H207ZM227 96V95H226ZM257 96H259V95H257ZM38 97V96H37ZM74 97V98H73ZM102 97V96H101ZM119 97V96H118ZM200 97V96H199ZM220 97H221V95H220ZM231 97V96H230ZM233 97V96H232ZM231 97V101H228L227 99V101L225 100V98L222 100V105H223V102L224 103H226V105L228 106V109H227V111H225L226 113L225 114H221L222 112H224V111H222L220 114L221 115H223V116H221L220 114H219V110H220V108H221V110H222V107H220L219 108V110L217 111V108H216V111H215V109H213L212 108V112H211V114H209L208 112H207V108H208V110H209V106L206 108V112L208 113H206L204 110H203V113L205 112L207 115H205V114H203L202 113V111H201V115H205V116H201V118L202 119H205V121H209V123L210 124H213L212 125V128H213V126H214V136H216V137H218L217 138V140H219L220 138L222 139V140H224L222 137H224L226 140H229V141H226V142H228V144L230 145V147L228 148L227 146H223L224 144H225V140L223 141L224 143H223V147L224 148H222L223 150H221L222 152H224V155L222 154H220V156H225L223 159H221V158H219L218 157V155H219V153H218V155L217 154H214L213 152H212V150H211V152H212V154L210 155V153L211 152H209V150L210 149H212L213 148V150L215 149V147H218V150L220 151V146H213L212 144H214L213 142H211L210 140H209V138L208 137H202V138H206V139H202L201 138V140L200 139H198V138H200V136H202L203 134H201L200 135V133L202 132V130H198V133H199V131H200V133L199 134H197V131L196 132H194V134L191 136V134L190 135H188L190 132H182L181 131V135L179 136V134H178V132H179V130L177 131V129L176 130H173V129H171V128H169V127H167L166 125H165V123H167V121L164 119V123H162L163 122V120H162V122L160 123L159 121H158V123L159 124H162V125H160V132H156V135H157V133H159V136H158V138H156L155 139V141L154 140H152L153 138L151 137V135H152V133H149V132H147V134L151 137V139L150 140H152V141H150V142H148V144H145V142H144V146H142L141 144V146H138V144H134V146L137 148V146H138V150L140 151L139 153L140 154H142L143 155V157H147V159L150 161V162H152V163H163V166H168L169 164H175V168H177V166L178 167H181L182 168V165H183V162H185V161H187V163H189V161L190 160H192V159H195V160H201V162H202V160H204L205 162H207L206 164H208L211 168H210V170H212L211 172H214V175L216 174V175H218L219 177H220V175H222V174H224V176H226L227 178H228V180L230 179V181H229V185L231 186V183L233 182V181H231V180H234V182L236 181V180H238V179H240V181H244V180H246V178L248 177V176H250L252 173H254V172H256V171H258V175H257V177L258 178H260V181H262V182H264V100H262L263 102H257L258 100H260V97H258L257 99V101L255 100V101H253L252 100V102H253V104H252V102H249V101H247V100H249V97H246L247 98V100L246 101H244V102H238V100H235V102H234V99L236 98H232ZM241 97V96H240ZM243 98H244V96H242ZM251 97V96H250ZM262 97V96H261ZM41 98V97H40ZM93 98V97H92ZM204 99V97L202 96L201 97V99H199L201 102L203 101V99ZM216 98H218V97H216ZM229 98V97H228ZM59 99V98H58ZM233 99V100H232ZM237 99V98H236ZM241 99V98H240ZM263 99V98H262ZM42 100V99H41ZM198 100V99H197ZM214 99H212V101H213ZM230 100V99H229ZM105 101V102H104ZM208 101V100H207ZM207 101H205V99H204V101L203 102H207ZM215 101V100H214ZM240 101V100H239ZM261 101V100H260ZM209 102V101H208ZM207 102V103H208ZM94 103V102H93ZM137 103V102H136ZM198 103V101L196 102V104ZM200 103V102H199ZM215 103H217V101L215 102ZM238 103V105L239 104H241L240 106H242L243 108H244V106L246 105V104H249V106H253V108H254V112H252L253 114H251L252 116H253V118H247L246 117V115H242V114H246V113H244L243 112V110H242V108L241 109H239V110H242V116L240 115V116H238L239 118H237L236 116H234V115H236V114H234L232 111V113H233V116H231V117H229V113H230V110H229V107L230 108H233L232 106H234L235 104H237ZM110 104V105H109ZM191 104V103H190ZM195 104V106L197 107V105ZM202 104V103H201ZM210 105L212 104L211 103V101H210V103H209ZM219 104V103H218ZM221 104V103H220ZM219 104V105H220ZM8 105V104H7ZM39 105H40V103H39ZM127 105H130V104H127ZM138 105V104H137ZM200 105V104H199ZM198 105V106H199ZM208 105V104H207ZM221 105V106H222ZM237 105V106H238ZM9 106H10V104H9ZM59 106V105H58ZM194 105H193V107H195ZM200 106H202L203 107V105H200ZM199 106V107H200ZM213 106V105H212ZM215 106V105H214ZM216 106H218V105H216ZM227 106H226V108H227ZM240 106H239V108H240ZM248 106V107H249ZM7 107V106H6ZM110 107V108H109ZM113 109H112V108ZM188 107H190V106H188ZM198 107V108H199ZM247 107V106H246ZM247 107V108H248ZM5 108V107H4ZM136 108V107H135ZM201 108V107H200ZM205 108H203V109H205ZM247 108H245V111H247L248 109ZM55 109H56V107H55ZM110 109H112V110H114V115H110V114H108V112L110 113ZM202 110V109H201ZM211 110V109H210ZM209 110V111H210ZM251 109L249 108V110H248V112L247 113H249V111H250ZM0 111H3L4 112V109L3 110H0ZM76 112L77 111V114L78 113H80V114H78L79 116H78V119H79V117L80 118H82V117H84V119L89 115L90 116V119H89V121H84L83 122V124L81 123L82 121H77L78 119L77 118H75V119H71V117L70 116H72V117H77V115H74L73 116V113H72V115H71V112ZM108 111V112H107ZM164 111V110H163ZM195 111H196V109H195ZM2 112V113H3ZM148 112V111H147ZM164 112H166V111H164ZM163 112V115L165 114ZM251 112V111H250ZM87 113V114H86ZM190 113H192V112H190ZM199 113H200V111H199ZM64 114H65V116H64ZM69 114H70V116H69ZM52 115V116H51ZM63 115V116H62ZM150 115V114H149ZM182 115L184 116V114L182 113ZM182 115L180 114V117L179 118H181L182 117ZM189 115V114H188ZM187 115V116H188ZM191 115V114H190ZM193 115V114H192ZM191 115V116H192ZM196 115H198V111H197V114ZM231 115V114H230ZM41 116V117H40ZM44 116H43V118H44ZM88 116V117H89ZM93 116V115H92ZM167 115H165V117H166ZM186 116V115H185ZM187 116L183 119L184 120V122H186V124L188 123V122H190V121H192V120H194V117L191 119V116H189L190 118H187ZM40 117V118H39ZM134 117H135V115H134ZM146 117V116H145ZM164 117V116H163ZM164 117V118H165ZM171 117V116H170ZM198 117V116H197ZM237 119H236V118ZM46 118H44V119H46ZM198 118H200V117H198ZM198 118H195V121L198 119ZM200 118V119H201ZM134 119V118H133ZM144 120V118H141V122ZM146 119H147V117H146ZM145 119V122L147 121ZM149 119V118H148ZM151 119V118H150ZM163 119V118H162ZM167 119V118H166ZM199 119V120H200ZM201 119V120H202ZM236 119V120H235ZM73 121L74 123H73V127H72V125H71V127H70V122L69 121ZM153 120V119H152ZM152 120H151V122H152ZM158 120V119H157ZM199 120H197V121H199ZM201 120L199 121V122H201ZM166 121V122H165ZM168 121H170V119L168 120ZM180 121V120H179ZM203 121V120H202ZM43 122V123H44ZM113 123V124H115V125H110V123ZM132 122H133V124H132ZM144 122V121H143ZM149 122H150V120H149ZM150 122V123H151ZM154 122H156L155 120H154ZM171 122V121H170ZM170 122L168 123V124H170ZM178 122V121H177ZM194 122V121H193ZM192 122V123H193ZM157 123V122H156ZM156 123H155V126H156ZM181 123H183V121L181 122ZM180 123V124H181ZM195 123H197L198 124V122H195ZM208 123V124H209ZM69 124V125H68ZM135 124L136 125H138V124H140V126H141V128H142V126L144 125V124H142V123H136L135 122ZM145 124H147V123H145ZM164 124V125H163ZM186 124L184 123V127H186ZM197 124H196V126H197ZM200 124V123H199ZM203 124V123H202ZM189 125H192V124H189ZM205 125V124H204ZM116 126V127H115ZM139 126V125H138ZM140 126H139V128H140ZM148 126H149V124H148ZM151 126V125H150ZM154 126V125H153ZM194 127V123H193V127L194 128H197V127ZM199 126H202V125H199ZM198 126V127H199ZM210 126V125H209ZM181 127H182V124H181ZM180 127V128H181ZM183 127V128H184ZM206 127V126H205ZM138 128V127H137ZM137 128H135V129H137ZM149 128H151V127H149ZM148 128V129H149ZM154 129H155V131H156V129L158 128H155V127H153ZM152 128V129H153ZM187 128V127H186ZM194 128H192V129H194ZM202 128H204V126L202 127ZM208 128V127H207ZM143 129V128H142ZM159 129V128H158ZM157 129V130H158ZM199 129V128H198ZM204 129H206V128H204ZM140 130V129H139ZM146 130H147V126H146ZM184 130H187V129H184ZM188 130H189V128H188ZM212 130V129H211ZM141 132H144V131H142V130H140ZM139 131V132H140ZM153 131V130H152ZM151 131V132H152ZM190 131V130H189ZM193 130H191V132H192ZM195 131V130H194ZM213 132V131H212ZM211 132V133H212ZM155 133V132H154ZM154 133H153V135H154ZM180 133V132H179ZM186 133V134H185ZM196 133V134H195ZM203 133H204V131H203ZM206 133H208L207 132V130H206ZM65 134V135H64ZM142 134H145V136L147 135L146 134V131L144 132V133H142ZM209 134H210V132H209ZM62 135V136H61ZM63 135H64V138H63ZM152 135V136H153ZM177 135H178V137H177ZM198 137V135H200L198 138L196 137V136ZM204 135H206V134H204ZM58 136H60L61 138V141L59 140V138H58ZM140 136H142V137H140ZM182 136H183V139H185V140H183L182 139ZM190 136V137H189ZM206 136H208V135H206ZM56 137H57V141L55 140L56 139ZM148 137V136H147ZM181 137V138H180ZM65 138H67V140L65 139ZM207 139L209 140V141H207ZM211 139V138H210ZM181 140H183V142L181 141ZM214 140H216V139H214ZM54 141H56V142H54ZM50 142L51 143H53L54 145H52V147L50 146ZM133 142V143H134ZM146 142V143H147ZM182 142V144H180ZM56 143V144H55ZM212 143V144H211ZM217 143V142H216ZM220 143V142H219ZM180 144V145H179ZM220 144H222V142L220 143ZM65 145V146H64ZM70 145H71V143H70ZM212 145V147L209 149V147ZM217 145H218V143H217ZM227 145V144H226ZM228 145V146H229ZM156 146V147H155ZM49 147H51V149L49 148ZM70 146H68V148H69ZM226 147V148H225ZM50 149V150H49ZM45 150H48V151H46L45 152ZM215 151H217V148H216V150ZM45 153V154H44ZM49 154H51V153H49ZM67 154H69V152L67 153ZM139 154V155H140ZM208 154L210 155V157H208ZM39 155V156H38ZM64 155V156H63ZM213 155H217L216 157H218V158H214L213 157ZM2 156V154L0 153V157ZM67 156V155H66ZM180 156H186V159H184V160H181V159H183L182 157H180ZM202 156H204L205 158H203ZM10 157V158H9ZM142 157V156H141ZM175 157H177L178 159H176ZM3 157H1V159H2ZM175 158V159H174ZM51 159V160H50ZM16 160V161H17ZM37 160H41L40 162H36ZM43 160V161H42ZM64 159H62V160H59V161H63ZM1 161V160H0ZM50 161V162H49ZM58 160H57V162H59ZM203 161V162H204ZM33 162H35V163H37L35 166H34V164H33ZM54 162V161H53ZM66 162V161H65ZM202 162V163H203ZM205 162H204V164H205ZM55 163V162H54ZM54 163H52L53 165H56V163L54 164ZM33 164V165H32ZM59 164V163H58ZM57 164V165H58ZM62 164V163H61ZM6 165V164H5ZM60 165V164H59ZM59 165H58V167H59ZM64 165H66L65 163H64ZM172 165V166H173ZM187 165H189V164H187ZM61 166V165H60ZM34 167H37V168H35L34 169ZM51 167H53L52 165H51ZM57 168V169H56ZM65 169H66V167H64ZM165 168V167H164ZM174 168V169H175ZM64 169V170H65ZM189 169V168H188ZM15 169H13V171H14ZM49 170H50V172H49ZM60 170H62V167H61V169ZM67 170V169H66ZM65 170V171H66ZM179 170V169H178ZM10 171H12V170H10ZM12 171V172H13ZM22 171V170H21ZM54 173V174H52V172ZM63 171V170H62ZM64 171V172H65ZM67 172V171H66ZM99 172V171H98ZM119 172V171H118ZM173 172V171H172ZM172 172H170V173H165L166 175H160L159 174V177L160 178H158V176H157V178L156 177H154L156 180H153V182L151 181V179H150V181L152 182V183H150L151 185L149 186V184H148V186H146V183L148 182V178H147V180H145L146 182H145V185H144V183H142L143 184V186H145V187H148V190H149V192L151 191V194H153V193H155L156 194V191H159L160 189L158 188V181H162L163 182V184L165 185V184H167L169 187H167V188H169V189H171V190H168V192H169V194H170V191H173L172 192V194H173V205H174V209L173 210H175V215H177V217L179 218V219H177V220H179V222H180V224L181 225H183V226H177L178 228H180V227H188L189 229L191 228V229H194L196 232H198V231H202V229H203V232H204V236L206 235L205 234V228H204V223L206 224L207 222H204V221H201L200 220V218H198L197 219V217H196V215H195V217L194 216H192L193 214H191L190 215V213L189 212H191V211H188V205H187V203L189 202V199H188V202L186 203V200L187 199H184V195L181 197V195L179 194V193H182L183 191L181 190V187H180V184H181V186L183 185L182 184V181H180L181 183L179 184V182H178V179H182V177H180V178H177L176 176H178L179 174H177L176 173V175H174V173H172ZM175 172H178L176 169H175ZM7 173H10L9 172V170H7L6 169V167L5 166H3V164L2 163H0V206H3V207H6V206H13V205H18V204H21V203H23V204H27L26 205V207L29 209L30 207H33V206H35V202H33V204H32V202L31 201H29V200H26V198H25V196H23V194H21V193H17V192H15V193H10L9 191L10 190H8L4 185H2V184H6V183H12V185H15L16 186V183H18V185L20 186V184L21 183H19L20 182V180L22 179L21 177H22V172L20 173V169L17 171L16 170V172H13V174H11V175H13V176H8L7 175ZM37 173H39L38 175H36ZM179 173V172H178ZM181 173V172H180ZM121 174H122V172H121ZM123 174H124V172H123ZM122 174V175H123ZM51 175H53L52 176V178H50L49 176H51ZM116 175H118V173H116ZM125 175V174H124ZM123 175V177H125ZM184 176V173L183 174H181V176ZM186 175V174H185ZM213 175V176H214ZM216 175H215V177H216ZM253 175V174H252ZM98 176V175H97ZM154 176H156V175H154ZM217 176V177H218ZM254 176V175H253ZM153 177V176H152ZM152 177H150V178H152ZM210 177V176H209ZM214 177V178H215ZM217 178V179H220V178ZM100 178H103V173H102V177H100ZM121 178H122V176H121ZM127 178V177H126ZM154 178H152V179H154ZM194 178V177H193ZM258 178H256V179H258ZM96 179H98L99 180V177L98 178H96ZM119 179V178H118ZM145 179V178H144ZM184 179V178H183ZM199 180V179H201V178H197L196 177V180ZM203 179V178H202ZM216 179V178H215ZM248 179V178H247ZM47 180V179H46ZM122 179H120V181H121ZM194 180V179H193ZM251 180V179H250ZM19 181V182H18ZM40 181H42V180H40ZM48 181V180H47ZM141 182H144L143 180H140ZM184 181V180H183ZM201 181V180H200ZM204 181V180H203ZM214 181V180H213ZM217 181V180H216ZM249 181V180H248ZM247 181V182H248ZM252 181V180H251ZM251 181H249L250 182V184L252 183ZM202 182V181H201ZM221 182V181H220ZM219 182V183H220ZM135 183V182H134ZM138 183V182H137ZM149 183V182H148ZM184 183V185H185V182H183ZM219 183H218V185H219ZM242 183V182H241ZM253 183H254V181H253ZM258 183V182H257ZM136 184V183H135ZM162 184V183H161ZM161 184H159V185H161ZM244 184H246V183H244ZM244 184H242V185H240V182H236V185H240V187L238 188V192L236 191H232V196H230V194L228 193H223L222 191H223V186L222 187H220V186H215L216 185V183H215V185H213V186H215V187H217V188H219V191L218 192H216L215 193V195L213 196V198L211 197V199H210V209L212 210V212L214 213V212H218L221 208H222V206H223V204H225V205H230L231 207L233 206L232 204H234V203H236V206H234V207H236L237 209V211H236V213H233L232 215H229V214H231V213H228V221H230V222H233V224L232 225H234L235 226V229H236V231H234V232H239V231H244V228H245V230H246V232H247V230H251V232L253 231V232H255V231H257V229L256 228H254V226H256L254 223V226H251V227H248L247 226V228H250V229H247L246 228V224H245V220L246 219H248V217L250 216H252V213H253V209H251L250 207H251V203H252V201H253V199L252 198H254V196L256 195V193L258 194V195H256V196H258V198H260L261 199V201L263 202L264 201V184L263 185H258V184H255V186H254V188L257 190V192L255 193V194H253L252 193V191H250V190H253V189H250V188H248L247 186L248 185H246V186H244ZM250 184H249V186H250ZM133 185V184H132ZM132 185H130V186H132ZM183 185V186H184ZM186 185H187V183H186ZM190 185V184H189ZM206 185H207V182H206ZM221 185V184H220ZM253 184H251V186H252ZM7 186H9V184L7 185ZM14 186V187H15ZM29 186V187H30ZM156 186H157V188L159 189V190H157L156 189ZM182 186V187H183ZM209 186V185H208ZM230 186H229V188H230ZM244 186V187H243ZM250 186V187H251ZM13 187V186H12ZM28 187V188H29ZM136 187V186H135ZM139 187H142V185L141 186H137L136 188H139ZM145 187H142V188H145ZM160 187V186H159ZM164 187V186H163ZM194 187H195V185H194ZM233 187V186H232ZM237 187V186H236ZM20 188V187H19ZM185 188H186V186H185ZM184 188V189H185ZM210 188H213L212 187V185H210ZM216 188V189H217ZM228 188V187H227ZM228 188V189H229ZM234 188V187H233ZM252 188V187H251ZM135 189V188H134ZM162 189V188H161ZM164 189L165 190H167L165 187H164ZM164 189H162L163 190V192L165 193V191H164ZM188 189V188H187ZM205 189V188H204ZM225 190H226V188H224ZM232 189V188H231ZM103 190V189H102ZM136 190V189H135ZM146 191H147V188L145 189ZM144 190V192L146 193V191ZM182 192H181V191ZM236 190V189H235ZM94 191V190H93ZM143 191V190H142ZM185 191H186V189H185ZM204 191V190H203ZM202 191V192H203ZM231 191V190H230ZM12 192H14V191H12ZM95 192V194H98L99 195V193H97V191H94ZM99 192H101V191H99ZM120 192V191H119ZM134 192V191H133ZM149 192L147 193V194H149ZM167 192V193H168ZM204 192H207V191H204ZM137 193V194H136ZM136 195L139 197V193L136 191ZM186 193H188V192H185V194ZM209 193V192H208ZM212 194H214V192H211ZM91 194H93V193H91ZM103 194V193H102ZM142 194H143V192H142ZM153 194V196L152 195H147L148 196V198H149V196L151 197H156L155 198V201H156V199L157 200H159V202H161L163 199H164V194H163V198H161L162 197V193L160 194V192H159V194L160 195H158V194ZM123 195H124V193H123ZM131 195H132V193H131ZM135 195V196H136ZM141 195V194H140ZM165 195H166V193H165ZM191 195V194H190ZM92 196V195H91ZM144 196H145V194H144ZM169 196V195H168ZM172 196V195H171ZM211 196V195H210ZM30 197V196H29ZM95 197V196H94ZM96 197L98 198V196L96 195ZM95 197V198H96ZM137 197V198H138ZM190 197H192V196H190ZM236 198V200H235V202H232V200H231V202H230V199H233V198ZM31 198H33V201L35 200V197L34 196H31ZM91 198H93V196L91 197ZM94 198V199H95ZM96 198V199H97ZM143 198V197H142ZM147 198V199H148ZM185 198H189V194H188V197H187V194H186V197ZM27 199H29V198H27ZM95 199V200H96ZM101 198H99V200H100ZM128 199V198H127ZM160 199H162L161 201H160ZM171 200H172V198H170ZM191 199V198H190ZM98 200V199H97ZM149 200H151V199H149ZM153 201H151V204H152V202H154V199H152ZM166 200V199H165ZM194 200V199H193ZM254 200H256V199H254ZM142 201H144V199L142 200ZM146 201V200H145ZM11 202V203H10ZM99 202V201H98ZM98 202L96 203V205L98 204ZM122 202H123V200H122ZM140 202V201H139ZM158 202V203H159ZM166 202L167 203H169L170 201H169V198H168V201L166 200ZM192 203H194L193 201H191ZM9 203V205H7ZM103 203V202H102ZM124 203V202H123ZM141 203V202H140ZM145 203V202H144ZM149 203V202H148ZM162 203L163 202H161V204H159V206H162L163 208H164V206H165V209H166V207L167 208H172V206L170 205V207H168L167 206V204L165 203V201H164V206L162 205ZM190 203V202H189ZM206 203V202H205ZM208 203V202H207ZM6 206H5V205ZM100 204V203H99ZM147 204V203H146ZM157 204V203H156ZM171 204H172V202H171ZM209 204V203H208ZM208 204H206V205H208ZM254 204V203H253ZM263 204V203H262ZM74 205V204H73ZM80 203L78 204V203H76V211L74 210V212L75 213H73L74 215L75 214H77L76 216H74V219H75V224L77 225V223H79V225L80 226H82V224H83V226H84V224H86V225H88L87 223H91V222H95V221H97V220H95L97 217H96V215L98 214L97 213V210L96 211H94L93 210V212H96V213H94V214H96L95 215V219H93V218H87V216H86V219L85 218H82L81 216H85V215H81V214H79V212H81V209L83 210V208H81L80 209ZM96 205H95V208H96ZM102 205V204H101ZM123 205H126V204H123ZM136 205V204H135ZM139 205H141V204H139ZM149 205H150V203H149ZM195 205V204H194ZM198 205V204H197ZM19 206V205H18ZM83 206V205H82ZM81 206V207H82ZM103 206V205H102ZM101 206V207H102ZM148 206V205H147ZM153 206V205H152ZM150 207L151 209L153 208V207H155V206H153V207ZM204 206V205H203ZM209 206V205H208ZM228 206H226L227 208H228ZM252 206H254V205H252ZM263 206V205H262ZM15 207V206H14ZM26 207H25V209H26ZM73 208H74V206H72ZM192 207H193V205H192ZM191 207V209H192V211H193V208ZM196 207H198V210L200 211V209L202 208L201 206H196ZM199 207H201V208H199ZM9 208V207H8ZM10 208H12V207H10ZM34 208V207H33ZM33 208H30V209H33ZM87 208V207H86ZM103 208V207H102ZM137 208H138V204H137ZM137 208L135 209L136 211H137ZM146 208V207H145ZM157 208V207H156ZM190 208V207H189ZM230 208V207H229ZM228 208V209H229ZM233 208V207H232ZM24 209V208H23ZM85 209V208H84ZM98 209V208H97ZM140 209H142V207L140 208ZM147 210H148V208H146ZM146 209L145 210H143V211H141V212H146ZM151 209L149 210L150 211V213H151ZM197 209V208H196ZM204 209H206V208H204ZM234 209V208H233ZM70 210H71V208H70ZM172 210V209H171ZM201 210H203V208L201 209ZM208 210H209V208H208ZM207 210V211H208ZM223 210V209H222ZM229 210H231V209H229ZM235 210V209H234ZM72 211V210H71ZM98 211H99V209H98ZM102 211H103V209H102ZM134 211V210H133ZM140 211V210H139ZM154 211H155V209H154ZM168 211V210H167ZM197 211V210H196ZM205 211V210H204ZM203 211V212H204ZM206 211V212H207ZM210 211V210H209ZM257 211V210H256ZM93 212H92V216L91 217H93ZM100 212V211H99ZM123 212H126V211H123ZM153 212V211H152ZM157 212H159V214H165V213H163V212H161V211H157ZM156 212V213H157ZM161 212V213H160ZM165 212H166V210H165ZM200 212H202V211H200ZM211 212V213H212ZM222 212H224V211H222ZM252 212V213H251ZM255 212V211H254ZM258 212V211H257ZM85 213V212H84ZM83 213V214H84ZM150 213H148V215L150 214ZM168 213H170V212H168ZM167 213V214H168ZM194 213V212H193ZM220 213V212H219ZM227 213V212H226ZM259 213H260V210H259ZM90 214V212L88 213H86V215H89ZM108 214V213H107ZM128 214V213H127ZM129 214L131 215V213L129 212ZM132 214H134V212H132ZM140 214V213H139ZM139 214H137L139 217L141 216L142 218L144 217V216H142V215H139ZM158 214V215H159ZM166 214V215H167ZM171 214V213H170ZM174 214V213H173ZM173 214H171L170 216H172ZM196 214V213H195ZM200 214V213H199ZM198 214V215H199ZM204 214L206 215V213L204 212ZM222 214V213H221ZM251 214V215H250ZM257 214V213H256ZM81 215V216H80ZM100 215V214H99ZM98 215V216H99ZM105 215V214H104ZM103 215V216H104ZM125 215V214H124ZM130 215H125V216H130ZM154 215H157V214H154ZM157 215V216H158ZM166 215H164V217H166ZM201 215V214H200ZM205 215H204V217H205ZM209 215H210V212H208V217H209ZM259 215V214H258ZM261 215H262V217H264V206H263V209H262V211H261ZM135 216H136V214H135ZM146 216H147V214H146ZM150 216V215H149ZM152 216V215H151ZM156 216V217H157ZM161 217H162V215H160ZM160 216H158V217H160ZM169 216V214H168V216L167 217H169L170 218V220H171V218L172 217H170ZM201 216H203V215H201ZM207 216H206V221H210V220H208L207 219ZM225 216V215H224ZM257 216V215H256ZM89 217V216H88ZM100 217V216H99ZM98 217V218H99ZM105 217V216H104ZM131 217V216H130ZM133 217V216H132ZM138 217V218H139ZM141 217H140V219H141ZM163 217V218H164ZM166 217V218H167ZM213 217V216H212ZM249 217V218H250ZM124 218V217H123ZM127 218V217H126ZM126 218H124V219H126ZM135 218H137V217H135ZM134 218V219H135ZM152 218V217H151ZM153 218H155L154 216H153ZM152 218V219H153ZM163 218H161V220H164ZM202 218V217H201ZM211 218V217H210ZM257 218V217H256ZM256 218H254V219H256ZM103 219L105 220L106 218H102L101 217V223H102V221H103ZM157 219V218H156ZM156 219H155V221H156ZM160 219V218H159ZM168 219V218H167ZM166 219V220H167ZM100 219H98V221H99ZM107 220V219H106ZM119 220L121 221L122 219H120L119 218ZM132 220V219H131ZM136 220V219H135ZM138 220V219H137ZM142 220V219H141ZM177 220L175 221V222H177ZM212 220V219H211ZM74 221V220H73ZM87 221V222H86ZM97 221V222H98ZM134 220H132L131 221V223L133 222ZM150 221H152L151 219H150ZM157 221L159 222L160 220H158L157 219ZM165 221V220H164ZM97 222H95V223H97ZM99 222V223H100ZM105 222V221H104ZM103 222V224H105L106 222H107V224H108V221H106L105 223ZM153 222V221H152ZM157 222V223H158ZM161 222V221H160ZM169 222V221H168ZM171 222V221H170ZM202 222V223H201ZM259 222V221H258ZM74 223V222H73ZM98 223V224H99ZM128 224V227H130L131 226V223H129V221L128 222H126L125 221V224ZM140 223V225H142L141 224V221L139 222ZM148 223H150V222H148V219H147V222H146V224H148ZM155 222H153L152 223V225L154 224ZM178 223V222H177ZM260 223H261V225H260ZM97 224V225H98ZM106 224V225H107ZM123 224V223H122ZM126 224V225H127ZM156 224V223H155ZM160 224V223H159ZM168 224H170V223H168ZM174 224L175 223H173V226H172V224H170L172 227H174ZM210 224H212V223H210ZM75 225V226H76ZM90 225V224H89ZM88 225V226H89ZM94 225V224H93ZM96 225V226H97ZM102 225V224H101ZM105 225V226H106ZM163 225H167V223H164ZM163 225H161L162 227H165V226H163ZM170 225H168V227L170 228L171 226ZM177 225V224H176ZM257 225H258V223H257ZM78 227V225H77V227L80 229L81 227ZM90 226H92V223H91V225ZM90 226L89 227H86V228H90ZM99 227H100V225H98ZM103 226V225H102ZM109 226V225H108ZM108 226H106V228L108 227ZM136 226H139V225H136ZM142 226H144V225H142ZM141 226V227H142ZM157 226H159V225H157ZM77 227H76V229H77ZM85 227V226H84ZM92 227H95V226H92ZM98 227V228H99ZM112 227H113V225H112ZM126 227V226H125ZM133 227V226H132ZM140 226H139V229L141 228ZM152 227V226H151ZM150 227V225H149V229L154 233V231L152 230V228ZM208 227V226H207ZM209 227H210V225H209ZM258 227H260L261 228V230L260 231H264V221H261V222H259V225H258ZM83 228V227H82ZM81 228V229H82ZM102 228V227H101ZM100 228V229H101ZM103 228H105V227H103ZM109 228V227H108ZM107 228V229H108ZM111 228V227H110ZM117 228H119V227H117ZM116 228V229H117ZM123 228V227H122ZM121 228V229H122ZM158 228V227H157ZM156 228V229H157ZM166 228V230H168L169 228H167V227H165ZM177 228V229H178ZM182 228V229H183ZM93 229V228H92ZM91 229V230H92ZM95 229V228H94ZM96 229H97V227H96ZM95 229V231H97L98 232V234H99V229H97L96 230ZM107 229H104V231L105 230H107ZM135 230V228H132V230ZM173 229H175V228H172V229H170V230H172L173 231ZM90 229L88 230L87 229V232L89 231V232H92V231H94V230H92L91 231ZM102 230V229H101ZM118 230V234H120L121 233V230L120 229H117ZM120 230V231H119ZM124 230V229H123ZM144 231H146L147 229H146V227H144V229H143ZM142 230V228H141V230L140 231H143ZM158 230V229H157ZM169 230V231H170ZM176 230V229H175ZM174 230V231H175ZM179 230V229H178ZM46 231V230H45ZM80 231V230H79ZM139 231V230H138ZM151 231H149L148 230V232L147 233H150ZM172 231H170V233L172 232ZM181 231V230H180ZM200 231V232H201ZM214 231V230H213ZM212 231V232H213ZM262 231V232H263ZM32 232V231H31ZM27 232L28 234L27 235H29V233H30V238L33 240V238L34 239H36L37 237H39V235H44L46 238H48L47 239V241L51 238V236H49V234H48V232H47V235L44 233V232H42L41 230H39V231H35V232ZM82 234H84V235H86V231H85V233H84V231H83V229H82ZM100 232H103V230L102 231H100ZM120 232V233H119ZM124 232V231H123ZM128 233H127V235L129 234V232H130V230H129V228H128V231H127ZM175 232H178V231H175ZM186 232V231H185ZM195 232V233H196ZM199 232V233H200ZM218 232V231H217ZM57 233V232H56ZM55 233V234H56ZM92 233H94V232H92ZM110 233H111V230H110ZM113 233V232H112ZM131 233V232H130ZM143 233V232H142ZM168 233V232H167ZM169 233V234H170ZM180 233H183V232H180ZM188 233V232H187ZM191 233V232H190ZM194 233V234H195ZM208 233V232H207ZM214 233V232H213ZM89 235H88V237L86 236V240L87 241H85L84 243H86L89 247H87L88 249L89 248H92L93 250H95L96 248H98V246L101 244V247H102V245L103 244H105L106 242L104 241L105 240V238L103 237H101V239H95V240H93L94 238H93V234H90V233H88ZM118 234H111V240H112V242H111V244L109 245L110 246V248H109V250H107L106 248H108V247H106V244L105 245H103L104 247L102 248L103 249V253H101V254H103V256L100 254V252H98V251H100V250H98L97 252V254L98 255H100V256H102V258L103 259H109V260H111V259H113L114 258V256H115V258H116V255L117 254H119V252H120V250H121V248H122V238H118V236H120V235H118ZM131 234H133V233H131ZM131 234H130V237L129 238H131ZM144 234H146V233H144ZM144 234L142 235V236H140L141 238L144 236ZM158 234V233H157ZM160 234V233H159ZM158 234V237H156L157 235H156V233L154 234V235H156L155 237L156 238H159V236H161L160 238H161V240H162V237L164 236V237H166L167 236V234L165 235H159ZM163 234V233H162ZM168 234V235H169ZM178 234V233H177ZM57 235V234H56ZM91 235V236H90ZM100 235H102V233H100L98 236H100ZM122 235V234H121ZM124 235V234H123ZM126 235V237H128ZM147 235V234H146ZM187 235V234H186ZM191 235H193V234H191ZM209 236H211V238H212V235L213 234H211V231H210V234H208ZM55 236V235H54ZM97 235L95 236V237H98ZM103 236V235H102ZM153 236V234H151V236H150V234H149V237L148 238H152L153 239V241L156 239H154V236ZM172 236H173V233H172ZM171 236V234H170V237H172ZM198 236V235H197ZM201 236V235H200ZM199 236V237H200ZM215 236V235H214ZM218 236V235H217ZM80 237H81V233H80ZM91 238V239H89L88 240V238ZM125 237V238H126ZM146 238H147V236H145ZM176 237V235L173 237V238H175ZM177 237H179V239H180V235L179 236H177ZM198 237V239H200ZM202 237V236H201ZM225 237H227V236H225ZM229 237V236H228ZM232 237H233V239H232ZM232 237H230V239H231V241H232V243L234 244H244L245 242H246V239L243 237V238H241V237H235L234 238V236H232ZM30 238H28L29 240H30ZM40 239H41V237H39ZM82 238H83V235H82V237H81V239L80 240H82ZM145 238V239H146ZM183 238V237H182ZM186 238H187V236H186ZM191 238V237H190ZM206 238V237H205ZM219 238H221V237H219ZM45 239V238H44ZM57 239H58V237H57ZM139 239V238H138ZM143 239H144V237H143ZM144 239V240H145ZM151 239V240H152ZM168 239V238H167ZM197 239V240H198ZM203 239V240H202ZM216 239H218V238H216ZM37 241L36 242H39L38 241V239H36ZM43 240V239H42ZM42 240L40 241V243L42 242ZM59 240H61V239H59ZM85 240V239H84ZM100 240H101V242H100ZM127 240H130V239H127L126 238V240L125 241H127ZM132 240V239H131ZM142 240V239H141ZM148 240V239H147ZM158 240H160V239H157L156 241H158ZM164 241H165V239H163ZM162 240V241H163ZM175 240V239H174ZM173 240V241H174ZM182 240V239H181ZM184 240H185V238H184ZM186 240H188V239H186ZM186 240L185 241H183V242H181L182 243V245H185V243L184 242H186ZM202 242H200L199 241V243H201L200 244V248H201V246H202V244H204V237L203 238H201L200 239ZM206 240V239H205ZM219 240V239H218ZM221 240V239H220ZM219 240V241H220ZM228 240V239H227ZM49 241H51V240H49ZM56 241V240H55ZM124 241V240H123ZM137 241V240H136ZM139 241V240H138ZM152 241V242H153ZM156 241H154L155 243H156ZM161 241V242H162ZM163 241V242H164ZM166 241H168L169 242V240H166ZM165 241V243L164 244H167L168 242H166ZM171 241V240H170ZM176 241V240H175ZM210 241V240H209ZM208 241V242H209ZM212 241H214V238L212 239ZM215 241H217V240H215ZM214 241V242H215ZM230 241V240H229ZM33 242V241H32ZM31 242V243H32ZM79 242V241H78ZM81 242V241H80ZM79 242V243H80ZM103 242H105V243H103ZM109 242V241H108ZM107 242V243H108ZM129 242V241H128ZM131 242V241H130ZM145 242V241H144ZM189 241H187L186 243H188ZM211 242V241H210ZM214 242H212L213 244H214ZM224 242V241H223ZM228 242V241H227ZM43 243V242H42ZM50 243V242H49ZM75 243H76V241H75ZM99 243V244H98ZM139 243H141V241L139 242ZM143 243V242H142ZM174 243V242H173ZM176 243H177V241H176ZM184 243V244H183ZM195 244L194 242H192V241H190V245L191 244ZM206 243V242H205ZM211 243V244H212ZM216 243H218V242H216ZM221 243V241L219 242V244ZM226 243V242H225ZM230 243V242H229ZM45 244V243H44ZM77 244V243H76ZM75 244V245H76ZM85 244V245H86ZM109 244V243H108ZM135 244H137V242L135 243ZM147 244H148V247H147V249L149 250L150 248H149V246L151 247L152 245V243L149 245V243L147 242ZM146 244V245H147ZM162 244V243H161ZM171 244V243H170ZM169 244V245H170ZM227 244V243H226ZM235 244H234V246H235ZM32 245V244H31ZM34 245V244H33ZM39 245V244H38ZM37 244L35 245L36 247L35 248H38L39 246H38ZM53 245H54V243H53ZM52 245V246H53ZM78 245V244H77ZM82 245V244H81ZM80 245V246H81ZM84 245V246H85ZM132 245H134V244H132ZM132 245H130V246H132ZM157 245H158V243H157ZM167 246L168 247V249L170 250V248H172V247H170V246ZM175 245V244H174ZM181 245V246H182ZM187 245V244H186ZM218 245V244H217ZM29 246V245H28ZM40 246H41V244H40ZM43 246V245H42ZM45 246V248H46V245H44ZM51 246V245H50ZM52 246L51 247H49L50 249L52 248ZM56 246V245H55ZM83 246V247H84ZM136 246V245H135ZM135 246H134V248H135ZM143 246V245H142ZM154 244H153V249H156V248H154ZM176 246H178V244L176 245ZM175 246V247H176ZM211 246V245H210ZM213 246V245H212ZM211 246V247H212ZM215 246V245H214ZM214 246H213V249H216V248H214ZM219 246V245H218ZM230 246H231V244H230ZM27 247V246H26ZM82 247V248H83ZM123 247H124V245H123ZM145 247V246H144ZM144 247H141V249L142 248H144ZM170 247V248H169ZM185 247V246H184ZM203 247V246H202ZM205 247H207V246H205ZM204 247V248H205ZM216 247V246H215ZM232 247V246H231ZM34 248V247H33ZM34 248V249H35ZM41 248V247H40ZM45 248H43L44 250H45ZM53 248H54V246H53ZM59 248V247H58ZM80 247H78V249H79ZM86 248V249H87ZM132 248V247H131ZM152 248V247H151ZM158 248H160V247H158ZM30 249V248H29ZM25 250V252H22V251H20L21 253H23L24 254V257H27L26 258V260L25 261H27L28 262V264H32V261H33V263L37 260H35L34 261V258H31V257H29V255L31 256V255H33V251L32 250ZM39 249V248H38ZM57 249V248H56ZM84 249H85V247H84ZM99 249V248H98ZM105 249H106V251H105ZM124 249V248H123ZM147 249L145 248V250L147 251ZM165 249V248H164ZM202 249V248H201ZM6 250H8V249H6ZM5 250V260H8L9 262H10V264L12 263V264H21V263H19V262H21V261H18L17 260V258L18 257H20V255H21V257L23 258V255L22 254H20V253H17V252H15V251H13V250H15V249H9L8 251H6ZM47 250H48V248H47ZM59 250V249H58ZM58 250H56V253L58 252ZM73 250V249H72ZM83 250V249H82ZM133 250V249H132ZM135 251H136V249H134ZM133 250V251H134ZM144 250V251H145ZM159 250V249H158ZM35 251H36V249H35ZM54 251H55V249H54ZM145 251V252H146ZM151 251V250H150ZM155 251V250H154ZM171 251V250H170ZM19 252V251H18ZM46 252V250L43 252V253H45ZM48 252V251H47ZM105 252V253H104ZM137 252V251H136ZM136 252H133L134 254L136 253ZM148 252L149 251H147V254H148ZM155 252H158L157 250L155 251ZM159 252H161V251H159ZM158 252V253H159ZM219 252V251H218ZM223 253H224V250L222 251ZM42 253V252H41ZM53 253V252H52ZM56 253H53V256H54V254H55V256L57 255ZM59 253V252H58ZM63 253V252H62ZM62 253H59V254H62ZM95 253V252H94ZM151 253V252H150ZM215 253H217V250L215 251ZM219 253H221V252H219ZM20 254V255H19ZM38 254H40V253H38ZM64 254V253H63ZM62 254V255H63ZM70 254V253H69ZM92 254H93V252H92ZM121 254H123L122 252H121ZM120 254V255H121ZM138 254V253H137ZM152 254V253H151ZM155 254V253H154ZM186 254V253H185ZM41 255V254H40ZM39 255V256H40ZM46 255V254H45ZM71 255V254H70ZM72 255H73V253H72ZM96 255V254H95ZM153 255V254H152ZM176 255V254H175ZM182 254H180V256H181ZM50 256H51V254H50ZM59 257H60V255H58ZM58 256H56V257H58ZM69 256V255H68ZM74 256V255H73ZM100 256L99 257H97V258H100ZM146 256V255H145ZM148 256V255H147ZM146 256V257H147ZM156 256V255H155ZM177 256H179V255H177ZM176 256V258H178V260H179V257H177ZM45 257V256H44ZM76 257V256H75ZM79 257H81V255L79 256ZM93 257V256H92ZM91 257V258H92ZM94 257H96V256H94ZM93 257V258H94ZM135 257H137V256H135ZM134 256H133V258H135ZM149 257V256H148ZM174 258H175V256H173ZM186 257H188V256H186ZM35 258H38L39 259V257L38 256H36ZM46 258V257H45ZM52 257H50L49 259H51ZM54 258V257H53ZM66 254H64V257L63 256H61L60 257V260H65V264H70L71 263V261H70V259L68 258H66L67 260H68V262L69 263H67V261H66ZM93 258H92V260H93ZM96 258V259H97ZM102 258H101V260H102ZM114 258V259H115ZM120 258V257H119ZM175 258V259H176ZM184 258V257H183ZM25 259V258H24ZM56 259V258H55ZM77 259V258H76ZM75 259V260H76ZM185 259V258H184ZM11 260V261H10ZM22 260V259H21ZM47 261H48V259H46ZM72 260V259H71ZM95 260V259H94ZM105 260H103L102 262L104 263V262H106ZM118 260V259H117ZM170 260V259H169ZM168 260V261H169ZM180 260H182V258H180ZM52 261L54 262V260L52 259ZM77 261H78V259H77ZM95 261H99V260H95ZM115 261V260H114ZM171 261H172V259H171ZM174 261V260H173ZM22 262H24V260L22 261ZM43 262V261H42ZM42 262H40V263H42ZM45 262L46 261H44V263L43 264H45ZM49 262V261H48ZM47 262V263H48ZM80 262V261H79ZM110 262V261H109ZM117 262V261H116ZM36 263H37V261H36ZM38 263H39V260H38ZM73 263V262H72ZM23 264V263H22ZM49 264V263H48ZM55 264H56V261H55ZM75 264H79L78 262L76 263V261H75Z\"/></svg>","mask_w":264,"mask_h":264}]
</instances>
